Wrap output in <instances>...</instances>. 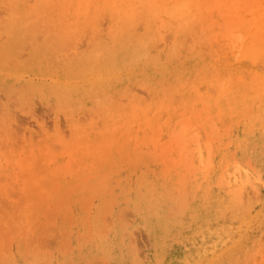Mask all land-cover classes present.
I'll list each match as a JSON object with an SVG mask.
<instances>
[{
    "label": "rangeland",
    "instance_id": "rangeland-1",
    "mask_svg": "<svg viewBox=\"0 0 264 264\" xmlns=\"http://www.w3.org/2000/svg\"><path fill=\"white\" fill-rule=\"evenodd\" d=\"M12 3H13V7L14 8H16V10L17 11H24L25 10V8L26 9H28V10H30L31 8H33L34 6H38V3L40 2V1H42V0H10ZM9 0H8V2H10ZM16 1V2H15ZM29 2V3H27V2ZM201 3H202V13H201V17H200V20H198L199 22H200V25H199V27H198V25H197V29H198V31L196 32L195 31V29L193 28V27H195L196 28V26L194 25V24H197V23H194L193 25V27L191 28L190 26H192V23L193 22H195V20H189V21H186V22H182L181 23V26H179V27H177V28H175L176 30L175 31H173L172 30V32H171V27H174V25L173 26H169L170 28H168V27H161V23H160V21H159V23H158V21H157V19L154 21V24L153 25H155L156 24V27L153 29V26H152V23L153 22H146V20H142V21H144V24H141V26L140 27H135L134 28V34H136V35H143V33H145V30H147L146 31V33H153L155 36H153V37H155V42H154V44H159V46L157 47L156 46V49H157V52H154L156 55H158L159 57H160V59H159V62L158 63H156V64H154V66H150V67H129V68H124V69H122L121 71H119V72H117L116 73V75L114 76L115 78H113L112 79V82L111 83H108V82H105V86L103 87V86H101L102 84H93V82L87 77V76H79V77H74V76H71V75H68V76H65V75H58V73H57V71H55V74L53 73V71L51 70L50 71V69H48V68H46L47 69V71H45L46 69H44L45 67H39V66H37L38 67V69H39V71H38V69H37V67L36 66H34V67H31L30 68V66H28L29 68H26L27 66H25V67H18V66H14V68L12 67L13 65H15L14 64V61L13 60H15V63H17V61H22L23 60V63H27V62H29V60H31L32 59V57H33V55H34V53L33 52H35V50L36 49H39V48H42V47H44V46H46V45H49V46H51V45H54V44H59L60 45V47L62 48V47H64V49L62 48L58 53H57V56L56 57H54L52 60H54L55 59V61L56 60H61L62 58H74L75 57V55H76V57L75 58H83L84 56L86 57L87 56V54H89V53H91L90 52V50L91 49H93L94 50V48L97 46V44L98 43H101L102 41H104V38H106V36L105 35H107L106 34V32H107V29H108V27L107 26H109V17H108V15L107 14H105L106 16H107V18L105 19V20H103V16H104V14H101V15H98V17H101V19L100 18H98L97 17V20H99L100 21V25H101V27L100 26H97V27H86L87 29H86V31H84L85 30V27H81L80 29H79V27H69L70 25H68L69 24V22H73V20H74V17H73V15H72V13H71V11H69V10H67L66 11V13H65V16L63 15V13H62V11H58V9L57 10H45V11H42V13L40 12V13H38V16H37V19L39 20V21H43V20H46V18H51V17H53L54 19H55V22H56V26L55 27H49L48 25H46L47 27H44L45 26V24L43 25V24H41V27H38V31L35 33V32H33V30H30V31H28V32H26L25 34H23L24 36H26L27 37V39L26 40H24V41H26V43L24 42V41H22L21 43L20 42H17V43H15L12 47H14V48H12L11 49V51H12V53L14 52V51H17V52H15V55H14V58H13V56L11 57L13 60L11 61L10 59L8 60V61H11V63L13 64H9V62L8 63H4V65L2 64V66H0V78H2V80L0 81V138L2 139H0L1 141V143H0V177H2V178H0V179H2V180H0V240H1V245L3 246V249H2V246H1V250H0V252L1 253H3V256L2 257H4V255H5V253L6 252H8V253H6V257H5V260H1V258H0V264H3L2 262H5L4 264H7V263H9V264H113L114 262V264H186L187 262V264H193V262H194V264H201L202 262V264H206L207 262V264H244V263H242V262H245L246 260V263L245 264H264V261H260V259H261V257H260V252H259V250L260 251H264V239H261V238H264V234H263V229H264V187H263V185H264V183L263 184H261L262 182H264V175L262 174V173H264V162H263V160H264V151H263V149L264 148H262V147H264V140H263V138L264 137H262L263 135H264V119H263V115H264V96H263V93H261V92H263V90L262 91H251V89H249V87L251 88V85H253V84H255L256 82H258V84L262 81V80H264V75L262 76V78L260 77L262 74H264V70L262 71L260 68H258V66L257 65H260V66H262L263 65V68H264V62H262L261 60H260V62L258 61L259 59H260V57H257V58H259V59H257L256 57H255V60L254 61H251L250 63H252V64H250V63H248L249 62V60H247V59H244L243 61H238L236 58H235V56H234V60H232L231 58H233L232 57V55H233V53L230 51L231 49H229L230 47H228L227 46V51H225V43L227 44V40H226V42L224 41H220V40H224V39H222L223 38V35H225L223 32H224V30H221V27L222 26H220L221 24L223 25V20H225V19H223V20H221L220 19V17H218V15H219V13H220V16H221V14H222V18L224 17L225 18V12H226V9L229 11L228 13H227V18H228V20H225V25H223V27L225 28V27H227L230 23H231V12H232V7L233 6H231V4H229L228 5V3H229V0H224V1H226L227 3H225L226 5H228V7L226 6L225 8H223L224 7V5H222L221 3H219V2H222L223 0H219V2H216L217 0H215V4H213L210 0H199ZM223 1V2H224ZM245 1H247L248 2V0H242L241 2L238 0V4L240 5V7L242 6L241 4H248V3H246ZM252 1V5L254 4L253 3V0H251ZM209 2V3H208ZM222 2V3H223ZM234 3V2H236V0L235 1H233V0H231V2L230 3ZM208 3V4H207ZM211 3V4H210ZM237 3V2H236ZM6 4H9V3H7L6 2V0H0V35L1 36H3L2 38L0 37V44H4L5 42H6V40L5 39H8L7 38V33H6V28H5V26H6V24L8 23V21H9V19H10V15H11V11H10V9H11V7H10V4H9V9L6 7L7 5ZM27 4H29L30 5V7L31 8H29V5H28V7H26L27 6ZM34 4V5H33ZM204 5V6H203ZM207 5L209 6L208 8H207V10H205V8L207 7ZM212 5V6H211ZM252 5H247L248 7H246V8H244L245 9V11H244V9H242L241 10V12H242V14H245V15H247V17H250V15H249V10H250V8H252ZM215 6H219V10H218V12H217V10H215V9H218V7L216 8ZM249 6H250V8H249ZM221 7V8H220ZM244 7V6H243ZM243 7H241V8H243ZM5 8H7V9H5ZM23 8V9H22ZM263 8H264V5H263ZM248 9V11H246ZM7 10H9L8 11V13L7 12H5V11H7ZM231 10V11H230ZM245 12V13H244ZM223 13H225V14H223ZM57 14V15H56ZM202 14H204V15H202ZM217 14V15H216ZM41 15V16H40ZM230 15V16H229ZM202 17L204 18V20H202ZM210 19H209V18ZM68 20H70V21H68ZM35 21H37L36 20V18H35ZM99 21H97L98 22V25H99ZM193 21V22H192ZM197 21V20H196ZM205 21H208L207 23L208 24H206V22ZM218 21H221L220 23L218 22ZM228 21H230V23H228ZM139 22H141V21H139ZM138 22V23H139ZM1 23L4 25H2L1 26ZM65 23H67L66 24V26L67 27H61V26H63ZM158 23V24H157ZM189 23V24H188ZM218 24V26H217V28H216V25ZM140 24V23H139ZM202 24H204V26L202 25ZM212 24V26H210ZM43 25V26H42ZM59 25V27L57 28V26ZM138 25V24H137ZM158 25H159V28H158ZM150 26V27H149ZM207 28H206V27ZM99 27V28H98ZM66 28H68V30L66 29ZM95 28V29H94ZM148 28H150V29H148ZM167 28L169 29V30H167ZM199 28H200V30H199ZM49 29V30H48ZM79 29V30H78ZM97 29H99V30H97ZM152 29L154 30V31H152ZM158 29V30H157ZM161 29H163L164 30V32H161V31H163V30H161ZM246 29V28H245ZM53 30V31H52ZM70 30V31H69ZM76 30V32H73V31H75ZM78 30V31H77ZM95 30H97V33H96V31ZM211 30V34L210 33H208V35H206L207 34V32L208 31H210ZM219 30V33L217 32ZM93 31H95V32H93ZM140 31V32H139ZM187 31V32H186ZM189 31V32H188ZM202 33V31H203V33H205L204 35L203 34H201L200 32ZM213 31V32H212ZM223 33V35H218V34H221V32ZM251 33L252 32H254V30L253 31H251V30H249ZM2 32H4V34H2ZM64 32H66V36H67V38L66 37H64L63 39H59V33H64ZM100 32V33H99ZM139 34H138V33ZM240 32H244V29H242V30H240ZM250 32L248 33V34H250ZM52 33V34H51ZM74 33V34H73ZM159 34V35H157V34ZM76 35L75 36V38L73 37V36H70V35ZM216 34V35H215ZM96 37H98V38H95V36ZM159 36V39H158V37L157 36ZM164 35V36H163ZM172 35V36H171ZM174 35V36H173ZM194 35V36H193ZM206 35V36H205ZM213 35H215V36H213ZM91 36H92V38H91ZM105 36V37H104ZM176 36V37H175ZM181 36V37H180ZM219 38H221L220 40H218V37ZM23 37V36H22ZM101 37V38H100ZM215 37V38H214ZM55 38H56V40L58 41V43L55 41ZM72 38H74V39H72ZM165 38V39H164ZM176 38H178V39H176ZM206 38V39H205ZM214 38V40L213 41H215V42H213L212 41V39ZM52 39H54V41H52ZM71 39V40H70ZM102 39V40H101ZM168 41H167V40ZM227 39V38H226ZM68 40H70V42L72 43L73 41V43L72 44H70V45H72V47H70L69 48V46H68V44H67V42H68ZM90 40V41H89ZM91 40H93V41H91ZM98 40V41H97ZM177 40V41H176ZM186 41V43H184V41ZM193 40V41H192ZM211 40V41H210ZM44 42V44H43V42ZM160 41H162L161 42V44L163 43V45H161V47H160ZM179 41V42H178ZM193 43H192V42ZM206 41H208V42H206ZM61 42H63V43H61ZM90 42V43H89ZM169 42V43H168ZM171 42H173V43H171ZM208 43L209 44V46L210 47H208V46H205V44L206 43ZM94 43H96L95 45H94ZM165 43H166V45H167V47L168 46H170V47H166V45H165ZM205 43V44H204ZM219 43V44H218ZM16 44H18V46H17V50H16ZM89 44H91L92 45V47H91V49H90V47H89ZM198 44V45H197ZM208 44H206V45H208ZM212 44H213V46H212ZM25 45V46H24ZM30 45H32L31 47H30ZM177 45V46H176ZM188 45L190 46V47H188ZM203 45L205 46V47H208L207 49H208V51H206L207 49H204V47H203ZM220 45V46H219ZM223 45H224V49H222L223 48ZM228 45H229V43H228ZM212 46V47H211ZM216 46H217V48H216ZM166 47V48H165ZM180 47H182V49L180 48ZM185 47V48H184ZM188 47V48H187ZM192 47V48H191ZM221 47V48H220ZM69 48V49H68ZM154 48H155V46H154ZM165 48V49H164ZM183 48L186 50V49H188V51L186 50V52L185 51H183ZM214 48V49H213ZM156 49H154V50H156ZM162 49V50H161ZM166 49H167V51H166ZM212 49V50H211ZM63 50V51H62ZM74 52H73V51ZM21 51V52H20ZM62 51V52H61ZM92 51V50H91ZM173 51H175V52H173ZM199 51V52H198ZM217 52L218 53V58H217V56L215 55L214 57L212 56L213 55V52ZM16 53H20V55L19 56H17V54ZM31 53H33V54H31ZM64 53V54H63ZM80 53V54H79ZM164 53H165V55H164ZM205 53H209V55L210 56H208L207 54H205ZM211 53V54H210ZM230 53H231V55H230ZM58 54H60V55H58ZM68 54V55H67ZM69 54H71V55H69ZM163 54V55H162ZM182 54H183V56H182ZM223 54V55H222ZM176 55V56H175ZM202 55H204V56H202ZM171 56H175V58H173V57H171ZM196 56H197V59H196ZM200 56V58H198ZM221 56H224V58H222ZM209 57V58H208ZM15 58H17V59H15ZM21 60H20V59ZM46 58V56L45 57H41V59H40V61L39 62H41L42 60H46L45 59ZM167 58V59H166ZM170 58H173L174 60H172V59H170ZM178 60H177V59ZM213 58V59H212ZM229 58H230V60H229ZM163 59V60H162ZM208 59V61H206ZM222 59V60H221ZM226 59V60H225ZM263 59V58H262ZM162 60V61H161ZM224 60H225V62H224ZM264 60V59H263ZM229 63V64H231V66L233 67V70L235 69V68H237V69H235L236 71H237V73H239L240 72V74H242V77H243V81L242 82H240L239 81V77L237 78V73H235V72H233L232 71V69L230 70V72L229 71H225L224 73H221V74H219V72L216 70V68H215V64L216 65H219V63H221V65H227L226 63L227 62ZM212 64H214V65H212ZM224 62V63H223ZM231 62V63H230ZM257 62H259V63H257ZM204 63V64H203ZM210 63V64H209ZM236 63H239V64H236ZM255 63V64H254ZM257 63V64H256ZM261 63H263V64H261ZM161 64V65H160ZM209 64V65H208ZM240 65V66H239ZM252 65V66H251ZM5 68H4V67ZM8 66H10V67H8ZM50 66H52V65H50ZM213 66V67H212ZM230 66V65H229ZM236 66V67H235ZM238 67H240L241 69H242V67L244 68V70L242 69H240V68H238ZM248 69H246V68ZM250 69H249V68ZM133 68V69H132ZM147 68V69H146ZM215 68V69H214ZM255 68V69H254ZM5 69V70H4ZM29 71H28V70ZM196 69V70H195ZM240 69V70H239ZM252 69V70H251ZM4 70V71H3ZM27 70V71H26ZM127 72V73H125V71ZM137 70H139V71H137ZM184 70V71H183ZM203 70H204V74H203ZM216 70V74H214V75H216V76H214L213 75V79H212V77H210V75L211 74H213L214 73V71ZM255 70V71H254ZM28 72H31V73H29L28 75H26ZM137 72V74H136V72ZM172 71H174V72H172ZM183 71V72H182ZM201 71H202V75H200L201 74ZM209 71V72H208ZM213 71V72H212ZM250 71V73H248ZM256 71H258V73L256 72ZM9 72H11V73H9ZM15 74H14V73ZM18 72V73H17ZM22 72V73H21ZM40 72V73H39ZM50 72H52L51 74H50ZM129 72H131V73H129ZM134 72V73H133ZM176 72H177V74H176ZM181 72V73H180ZM246 72L248 73V75L249 74H251L250 75V77H248L247 75H246ZM4 73V74H3ZM17 73V74H16ZM20 73V74H19ZM123 73H125V75L123 74ZM210 75H209V74ZM253 73H254V75H253ZM256 73V74H255ZM262 73V74H261ZM24 74L27 76H24ZM35 75V76H32V75ZM40 74V75H39ZM42 74V75H41ZM48 74V75H47ZM119 74V75H118ZM176 74V76L174 77V75ZM227 74V75H226ZM235 74V75H234ZM2 75H3V77H2ZM39 75V76H38ZM52 75V78L50 77ZM118 75V76H117ZM132 75V76H131ZM146 75V76H145ZM209 75V76H208ZM221 75V76H220ZM232 76V75H234L233 77L235 78V83H236V85L237 86H239V85H241V86H239V87H241V88H243V89H246L247 87H248V91L250 92V95L252 96V100L251 101H253L254 100V98H256V100H254V101H256L257 102V104L255 105V106H252L251 107V111H249L250 112V114H245V116H244V111L243 112H237V111H239L238 110V108H237V110H234V109H232L229 113L227 112V111H225V109L223 110L224 112H222L220 109V111H219V114H220V116L218 117L219 119L217 120V115H219V114H214V113H217L218 112V107L216 106V105H213V102H212V95H214L215 94V92L213 91L214 90V88H215V85L216 84H212V82L214 81V83L217 81V79H218V77H220L219 78V80L221 79V77L222 76ZM6 76V77H5ZM44 76H46V77H44ZM49 76V77H48ZM121 76V77H120ZM160 76H161V78H162V80H160L161 78H160ZM199 76V77H198ZM236 76V77H235ZM10 77V78H9ZM38 77V78H37ZM40 77V78H39ZM48 77V78H47ZM86 77V78H85ZM165 79H164V78ZM173 77V78H172ZM190 77H192V78H190ZM196 77H198V79H196ZM209 77V78H208ZM15 78H16V80H15ZM21 78V79H20ZM33 78V79H32ZM57 78H60V79H57ZM78 78H80V79H78ZM82 78H83V80H82ZM85 78V79H84ZM134 78V79H133ZM147 78V79H146ZM156 78H158L157 80H160V83H159V81H155L156 80ZM160 78V79H159ZM193 78H195L196 79V81H195V79H194V81H193ZM254 78V79H253ZM43 79H44V81H43ZM54 79V80H53ZM56 79V80H55ZM65 79V80H64ZM67 79V80H66ZM75 81H73V80ZM120 81H119V80ZM136 79V80H135ZM141 79L142 80H144V81H142V83H139L140 84V86H138V82H141ZM187 79H189L190 81H188ZM211 79V80H210ZM238 79V80H237ZM245 79H246V82H247V80H249L250 81V84H249V81H248V84L246 85L244 82H245ZM20 80V81H19ZM34 80H36V81H34ZM39 80H40V82H39ZM42 80V81H41ZM51 80V81H50ZM58 80V81H57ZM61 80V81H60ZM71 80V81H70ZM81 80V81H80ZM86 80H89V81H86ZM127 80V81H126ZM216 80V81H215ZM257 80H259V81H257ZM27 81L29 82V83H27ZM31 81V82H30ZM48 81V82H47ZM55 83V82H57V84L55 83V84H53V82ZM68 81V82H67ZM69 81H70V87H69ZM79 81V82H78ZM83 81H84V83H83ZM92 83H91V82ZM130 81V82H129ZM134 81V82H133ZM153 81H155V82H153ZM167 81H169V83L167 82ZM174 81V82H173ZM20 82H22V83H20ZM44 82V83H43ZM50 82H52V83H50ZM59 82L61 83V84H59ZM72 82H73V84H74V86L77 84L78 85V87H77V89H74V86H72ZM81 82V83H80ZM87 82V83H86ZM143 82H145V83H143ZM187 82V83H186ZM188 82H189V84H188ZM192 82V83H191ZM202 84H201V83ZM255 82V83H254ZM263 82V81H262ZM50 83V84H49ZM68 84V90H66V87H67V84ZM106 83H108L107 85H106ZM168 83V85L166 86V84ZM171 83H173V84H171ZM186 83V84H185ZM197 83H199L198 85H197ZM244 84V86H243V84ZM16 84V85H15ZM26 84L27 85H34V87H32V88H34L35 89V91H34V89H31L30 88V86H29V88L30 89H25L27 86H26ZM45 84V85H44ZM90 84H93V85H90ZM125 84V85H124ZM135 84V86L136 87H134V86H132V85H134ZM161 84V85H160ZM174 85V89H173V87H172V89H170L173 93H171V91H170V93H166L167 92V90H169V87H170V85ZM185 84V85H184ZM187 84H188V87H187ZM190 84H192V85H190ZM203 84H204V86H205V90H204V86H203ZM206 84V85H205ZM210 85L209 86V88H211V89H209L210 90V92L211 91H213L214 92V94H212L211 95V93H209V91L208 92H206L207 90H206V88H207V85ZM213 86H212V85ZM8 85H10L11 87H13V88H15V89H13V88H10V90H8V89H6V91H5V88H7L8 87ZM18 85H22V87H23V85H25L23 88L22 87H20V89H19V91H17V86ZM32 85V86H33ZM38 85L39 86H41V90H40V88L38 87ZM49 85V87H51V88H49L48 89V87L47 86ZM54 85V86H53ZM61 85H62V88H61ZM65 85H66V87H65ZM76 85V86H77ZM79 85H82V86H79ZM84 85V86H83ZM130 85V86H129ZM141 85H143V87H145V88H142L141 87ZM154 85V86H153ZM163 86V89H162V87H160V86ZM176 85V86H175ZM179 85V86H178ZM183 85V86H182ZM76 86H75V88H76ZM100 86H101V88L103 89V90H100L101 88H100ZM109 86V87H108ZM125 86V87H124ZM129 86V87H128ZM150 86H152L151 87V90H150ZM165 86V87H164ZM187 88H186V87ZM191 86H193L192 88H193V90H191L192 88H191ZM82 87H85V88H83L82 89ZM87 87H90L89 88V90H87ZM97 87V89L96 90H94L93 88H96ZM112 87H113V89H112ZM122 87H124V89L122 88ZM126 87H128V89H126ZM140 87V88H139ZM146 87H149V92L148 91H146L147 89H146ZM167 87H168V89H167ZM19 88V87H18ZM22 88V89H21ZM28 88V87H27ZM65 88V89H64ZM130 88L134 91V92H132L133 94L132 95H129V91L127 92V90H130ZM191 88V89H190ZM12 89V90H11ZM25 89V91H22V90H24ZM54 89H55V92H54ZM58 89H63V90H65L66 92H67V96L66 97H61L59 94H57L56 93V90H58ZM72 89V91H70ZM85 89V91L87 90V93L86 92H84V96H83V90ZM113 91H112V90ZM154 89H155V91H156V93H155V91H154ZM167 89V90H166ZM15 90V91H14ZM20 90L22 91V92H24V94H26V96L24 95L23 96V94H22V99L23 100H21V97H19L21 94H20ZM37 90H38V92H37ZM46 90H48V91H46ZM74 90V91H73ZM95 91V93L94 92H92V93H94V94H91V92L90 91ZM122 90H124L123 91V93H124V95H123V93H122ZM145 90V91H144ZM200 92H199V91ZM17 91V92H16ZM41 91V92H40ZM68 91H69V93H68ZM100 91V93H97V92H99ZM103 91V92H102ZM135 91H136V93H135ZM154 91V92H153ZM178 91H179V93H181L180 95L179 94H176V92L178 93ZM196 91V92H195ZM9 92V93H8ZM18 92H19V94H18ZM36 92V93H35ZM48 92L50 93H52V94H49L48 95ZM74 92V93H73ZM110 92H111V94H110ZM120 92H121V95H120ZM125 92H127V93H125ZM153 92V93H152ZM164 92V93H163ZM204 92H206V94L208 93V96H209V94H210V96H209V98H207V100H204L203 102H201V104L199 105V103H200V101H201V99H205L204 98V95L205 94H203ZM257 92V93H256ZM16 93V94H15ZM32 93V94H31ZM40 93L43 95H41L40 96ZM56 93V94H55ZM107 93V94H106ZM117 93V94H116ZM136 94V96H134L135 94ZM175 93V94H174ZM194 93H196L195 95H197V96H199V97H201V99H200V101L199 100H197V99H199V98H197L196 96L193 98V95H194ZM256 93V95L258 94L259 96H260V99L257 101V99L259 98V96H256V95H253V94H255ZM37 94V96L39 97L40 96V99L37 97V96H35ZM85 94H87V95H85ZM118 94L121 96H119V98H118ZM129 95V96H132V97H130V98H128L127 97V95ZM139 94V95H138ZM151 94V95H150ZM166 95V94H168V96L169 97H167V95H166V97L165 96H163L164 98H163V100H164V102L162 103V105L160 104V106H161V108H159V110H158V107L157 106H159V103L157 102V101H159L160 99L162 100V95ZM188 95V96H186V95ZM201 94V95H200ZM18 95V96H17ZM27 95H30L29 97H27ZM31 95H32V97H31ZM34 95V96H33ZM53 95V96H52ZM57 95V96H56ZM60 96V98H58L59 96ZM90 95H94V97H95V95H96V97L98 98V101H99V99L102 97V95H104V97L106 98V99H104V97L102 98V99H100V101L98 102V105H96V104H93V102L96 100H94V99H92V97L93 96H90ZM98 95V96H97ZM110 95V96H109ZM113 95V96H112ZM126 95V96H125ZM179 95V96H178ZM181 95H183V96H181ZM189 95H192V97H190L191 99L193 98V99H196L195 101L193 100H191L192 102V108H190V111L192 112V109L194 110V113H195V111L196 110H198V109H200L201 110V108L203 109V110H201V111H199V112H197L198 113V116H195V114H194V116H193V112H192V115L191 116H193V118L190 116V113L191 112H187V110L185 109V107L187 106V104H188V102L190 101V99H189ZM81 96V97H80ZM87 96H90V98L89 97H87ZM110 97L112 100L114 99V101H111V99L110 98H108V97ZM114 96H116V97H114ZM123 96H125V97H123ZM139 96V97H138ZM154 96L156 97V98H154ZM184 96H186V97H184ZM216 96H217V94H216ZM215 96V97H216ZM256 96V97H255ZM262 96V97H261ZM31 97V98H30ZM44 97V98H43ZM46 97H47V99H46ZM49 97V98H48ZM55 97H56V99H55ZM72 99H71V98ZM76 97V100H78V103H77V101L75 100V102H74V104H70V103H73V101H74V98ZM79 97V98H78ZM95 97V98H96ZM136 97V100H138L137 98H139V100L138 101H136L135 102V104H138V107L137 108H139L138 110L136 109V107L135 106H137V105H135L134 107H135V112H134V108H132L133 107V105L131 104L132 102H134L135 101V98ZM140 97H143L142 98V100H140ZM159 97H161V98H159ZM173 98V100H172V98ZM177 97H181L180 98V100L179 101H177ZM254 97V98H253ZM20 98V99H19ZM26 98V99H25ZM30 98V100H28ZM54 98V99H53ZM85 98H87V99H85ZM108 98V99H107ZM116 98V99H115ZM127 98V99H126ZM177 98V99H176ZM185 98V99H184ZM60 100L61 101V99H63L62 100V102H60V103H58V105H57V103H54L55 101L56 102H59L58 100ZM69 99H71V100H69ZM85 99V100H84ZM109 99H110V101H109ZM119 99V102L117 103L118 104V107H117V104H116V100H118ZM132 99H134V101H131ZM147 99V100H146ZM155 99V102H157V104L156 103H154V100ZM158 99V100H157ZM169 99V100H168ZM27 100V101H26ZM80 100V101H79ZM101 100H102V103H101ZM106 100H108L109 101V103H107L108 104V106H106V105H103V103L105 104V101ZM131 101V105L129 104V102ZM146 100L147 101V104L148 105H146V108H145V106H144V108L142 107L143 106V103L144 104H146V101L144 102V101ZM157 100V101H156ZM168 101V105H165V101ZM172 100V103L171 102H169V101H171ZM174 100H175V102L177 103H175L174 102ZM70 101V102H69ZM104 101V102H103ZM143 102V103H140V102ZM151 103H150V102ZM263 101V102H262ZM66 102H68V103H66ZM81 102V103H80ZM120 102H121V104H122V107L123 106H125L127 103H128V105H130L131 107H129V106H127L126 105V107H124V109H122V107H121V105H120ZM184 102V104L183 105H180L179 106V104H182ZM187 102V103H186ZM54 103V104H53ZM64 103H66L65 105L68 107H66L65 105H64V108L67 110L66 112L64 111V109H63V104ZM95 103V102H94ZM99 103H101L100 105H102L101 107L102 108H100L99 106ZM111 103V104H110ZM114 103V104H113ZM169 103H171L170 105H169ZM174 103L176 104V105H178V106H172V104L174 105ZM185 103H186V106H185ZM208 103V104H207ZM258 103L260 104V107H262L261 109L263 110V112H262V110H260V108L258 107ZM53 104V105H52ZM68 104H70L71 105V107H70V105H68ZM75 104H83L82 106H84L85 107V109L84 108H79L80 110H78L77 108V106L75 105ZM89 104V105H88ZM96 105V107L99 109V110H97L96 109V107L94 108V107H91V105ZM116 104V105H115ZM134 104V103H133ZM141 104V105H140ZM156 104V105H155ZM190 104V103H189ZM188 104V107H190V105ZM212 104V105H211ZM55 105V106H54ZM75 106V107H73V106ZM88 105V106H87ZM112 105H115V106H112ZM150 105H151V107H153V106H156L157 107V110L158 111H160V109H162L163 111L161 112V115H159V117H158V120H157V122H156V119H153V113L154 112H152V111H155V108L153 107V108H151L150 107ZM165 105V106H164ZM203 105H205V106H203ZM206 105L208 106V107H206ZM54 106V107H53ZM111 106H112V108H111ZM203 106V107H202ZM213 106V107H212ZM59 109H58V108ZM62 107V108H61ZM79 107H80V105H79ZM88 107V108H87ZM104 107H107L106 108V110H104V111H102L103 110V108ZM108 107H109V109H108ZM129 107V108H128ZM178 107V108H177ZM217 107V108H216ZM254 107H258L257 109L255 108L254 109ZM2 108V109H1ZM54 108V109H53ZM74 108H76V109H74ZM92 108V109H91ZM120 108V109H119ZM128 108V110H126ZM141 108H142V110H141ZM164 108H167V110L170 112V113H175V115L174 114H171V115H168V111L165 109L164 110ZM169 108H171L170 110H169ZM172 108H173V111H172ZM184 109V111H183V109ZM194 108H196V109H194ZM3 109H4V112H3ZM70 109H71V113H70ZM81 109H83V111L81 110ZM91 109V110H90ZM101 109V110H100ZM105 109V108H104ZM113 109V110H112ZM114 109L116 110V113H115V111H114ZM143 109H145L144 111H146V112H143V113H145V115H146V113H147V116L146 117H142L143 116V114H140V112H142L143 111ZM148 109V110H147ZM60 112H59V111ZM77 110V112H75V111ZM93 110L97 113L98 111H101V112H98L97 114L96 113H94L93 112ZM97 110V111H96ZM107 110H109L108 111V113L109 112H111L112 114H105V113H107ZM112 110V111H111ZM119 110H120V112H119ZM125 110V111H124ZM156 110V112H158ZM189 110V109H188ZM207 110H211V111H209V112H207ZM256 112H255V111ZM68 111H69V113H68ZM91 111V112H90ZM114 111V112H113ZM122 111V112H121ZM175 111V112H174ZM178 111L179 112H181V113H178ZM233 111H235V112H233ZM92 112H93V114H92ZM104 112V113H103ZM128 112V113H127ZM137 112V114H135L134 115V117L135 118H138V119H134L133 117H132V119L130 118L131 117V115H128V114H132V116H133V113H136ZM151 112V113H150ZM164 112V113H163ZM183 112V113H182ZM227 112V113H226ZM232 112H233V115H232ZM261 112V113H260ZM7 113V114H6ZM67 113H68V115H67ZM101 113H103V114H101ZM119 113H121V114H119ZM122 113L124 114V116L122 115ZM163 113V114H162ZM169 113V114H170ZM178 113V114H177ZM188 113H189V115H188ZM208 113H210V115L212 116V117H210V115H208ZM235 113V114H234ZM243 113V114H242ZM73 116H71V115ZM75 114H76V116H75ZM98 114H101L102 115V118L103 119H105V120H103L100 116L101 115H98ZM105 114V115H104ZM117 114H118V116H117ZM126 114V115H125ZM140 114V115H139ZM152 114V115H151ZM213 114V115H212ZM236 114H238V115H240L239 116V120H236V119H238V117H236V116H238V115H236ZM255 114L257 115V116H255ZM95 115H98L99 117V119L97 118L96 119V116ZM144 115V116H145ZM179 115H180V117H179ZM182 115L184 116V115H187V116H190V117H188V120L184 123V121H185V118L184 117H186V116H184L183 117V119L181 118L182 117ZM197 115V114H196ZM209 116V117H204V116ZM252 115H253V117H252ZM258 115H260V116H258ZM67 116V117H66ZM70 116V117H69ZM104 116L106 117V118H104ZM112 116V117H111ZM122 116V117H121ZM125 116H128L127 118L129 119V121H128V119H126V117ZM137 116V117H136ZM152 116V119L150 118ZM173 116V117H172ZM201 116H203L205 119H204V121H203V117H201ZM214 116H215V127H217V128H219L218 130H217V134H218V136H217V134H216V132L215 131H213V129L214 128H212L211 130H212V132L214 133L215 132V136H214V134L212 133V135L210 134V131H209V134H210V136L211 137H213L214 139L215 138H217V137H219V133H220V135H221V128L223 129V125H222V123L223 124H227L228 123V121L230 122V124H229V126L231 125V128L230 127H227V125H224V128H226V129H228V131H227V133H226V129H225V132L224 133H222V137L220 136L219 138H217V140H218V142L216 143V141L217 140H213L212 142H211V140H209L210 141V147L212 148V149H210V151H212L213 152V155H210V153H207V155H208V157L209 158H207V161H208V163L210 162L209 160H211V158H213V160L210 162V164L211 165H209L208 167H207V165L208 164H206V162H204L205 163V167L204 168H207V169H204V168H201V170H200V167H199V171L201 172V171H203L202 169H204V171L205 170H208V171H203V172H201V174L198 172V170H195L194 171V169L191 171L192 172V174H191V172H190V168L191 167H193V165H194V162H193V160H192V162L191 163H193V165L192 166H189V168H188V166H186L185 165V163H183V161H181V163L183 164V167H182V165H181V163H179L178 165H173V164H171L170 162H169V157L170 156H168V155H170V152L169 153H166V152H164V151H167L168 152V150H169V146H170V144H168V146H166V150H164L163 149V151H161L163 154L165 153L166 155H164L165 157H163L164 159H162V162H160V159H159V157L157 156V155H159V154H157V153H159V149H158V147L160 148L161 146H164L166 143H168V141L170 140V139H172V137L169 139L168 138V135L170 136V131L172 130L171 128L172 127H174L173 129L174 130H176V128H177V126H180L181 124L180 123H184V126H186V124H187V130H189V128L190 129H192V130H190L189 132L191 133V134H193V132L194 131H196V132H198L199 133V135H197V136H199V138H200V142H204L205 141V139L206 138H204L203 136H201V135H203L204 133H202L201 131H202V129L204 128L205 129V131H207V132H205V133H208V128L209 127H207L208 126V124H209V122H210V124H211V122H212V124L214 123L213 121H214ZM233 116V117H232ZM116 117V118H115ZM118 117V118H117ZM140 117V118H139ZM148 117V120L146 119ZM164 120V121H166V125H165V128H164V130L162 131V130H160V126H159V124L158 123H163L162 122V119ZM170 117V118H169ZM176 117H179V120H177V122H175L176 120ZM195 117V118H194ZM250 117H252V118H250ZM257 117H260L261 118V120L260 119H256ZM9 118V119H8ZM144 118L147 120V121H145L144 120ZM165 118V119H164ZM171 118H173V119H171ZM183 120H181V119ZM193 120V122H192V120ZM247 118H249L248 120H247ZM65 119H66V122H65ZM119 120V126L120 127H118V125H117V122H118V120ZM121 119V120H120ZM122 119H126V121L125 120H122ZM139 119H143L142 121H144V122H142V121H140ZM149 119H150V121H151V124H149L150 123V121H149ZM187 119V118H186ZM194 119L195 120H197V121H194ZM230 119H231V121H230ZM70 120V121H69ZM71 120H73V121H75V122H71ZM76 120H77V122H76ZM79 120V121H78ZM100 120V121H99ZM139 121V122H137V121ZM154 120V121H153ZM175 120V121H174ZM180 120H181V122H180ZM190 120V121H189ZM207 120H209L208 122H207ZM211 120H213V121H211ZM234 120V121H233ZM242 120H245L244 121V123H243V121ZM247 120V121H246ZM68 121V122H67ZM94 121H95V123H94ZM123 121V122H122ZM131 121H136L137 123V126H135L136 124H134L133 122L131 123ZM159 121V122H158ZM173 121L175 122V123H173ZM202 121V122H201ZM221 121V123H219ZM248 121H250V122H248ZM92 122V123H91ZM102 122H103V126L101 125L102 124ZM112 122H113V124H112ZM120 122H122V124L120 125ZM125 122V123H124ZM129 123L130 125H129V127L130 126H132L131 128H128V126H127V123ZM141 122V123H140ZM204 122H206V123H208L207 124V126H206V123H204ZM235 123V124H237L236 126L233 124V123ZM241 122H242V124H241ZM67 123V124H66ZM69 123H77V125H79L78 123H80L82 126H83V129H82V126L80 125L79 126V128L75 125V124H73L74 126H72V124H69ZM107 123H108V125L110 124V125H113L112 126V129H111V131L112 130H116L117 128H119V129H117L115 132L114 131H112V133H111V131H110V129L108 128L107 129V127H109L108 125H107ZM145 123V124H144ZM146 123L148 124V126H146ZM157 124V126H159L158 128V131L160 132L161 131V133L159 134V132H158V137H156V132L154 131V133H153V131H151V129L152 128H155V126H156V124ZM160 123V124H161ZM168 123H170V127L171 128H169V124ZM174 125H173V124ZM178 123V124H177ZM190 123V125L188 126V124ZM247 123V125L248 124H252L253 125V127L251 128V127H249V126H251V125H246V129H245V124ZM259 123L261 124V125H259ZM263 123V124H262ZM96 124V125H95ZM104 124H106V126L107 127H105L104 126ZM117 125V127L114 129L113 127L115 126V125ZM124 124H125V126H127L126 128H128L126 131L128 132V133H126V131H125V126H124ZM152 124H155L154 125V127H151L152 126ZM164 124V123H163ZM180 124V125H179ZM191 124H195L194 125V127H192L193 125H191ZM198 124V125H197ZM258 124V125H257ZM88 125H90V126H88ZM123 125V126H122ZM140 125H142V128H143V126H144V128L146 127L147 128V130L146 129H144L143 128V130H144V132H146L144 135H142L143 136V138H141V140L142 141H144L142 144H141V140H140V138L139 137H141V133H144V132H141V131H143L140 127ZM151 125V126H150ZM203 125V126H202ZM222 125V126H221ZM242 125H243V128H241L242 127ZM255 125H256V128H255ZM95 126V127H94ZM138 126H140L139 127V129H137V127ZM149 126L151 127V128H149ZM156 126V127H157ZM257 126H259V127H257ZM75 127V128H74ZM90 127V128H89ZM111 127V126H110ZM176 127V128H175ZM192 127V128H191ZM200 127H203V128H200ZM211 127V126H210ZM234 127V128H233ZM248 127L251 129H248ZM76 128H78V132H77V130H76ZM81 128V129H80ZM85 128V129H84ZM125 128V129H124ZM135 128H136V130H135ZM167 128H168V130H167ZM196 128V129H195ZM69 129H71L72 131H73V133H72V131L71 130H69ZM75 129V130H74ZM91 131H90V130ZM122 129V130H121ZM123 129H124V132H123ZM149 129H150V132H149ZM200 129H201V131H200ZM216 129V128H215ZM214 129V130H215ZM243 129H244V131H246L247 133H245L244 131H243ZM87 130V131H86ZM89 130V131H88ZM92 130H94V131H92ZM119 130V131H118ZM154 130H157V129H154ZM168 132H167V131ZM198 130V131H197ZM210 130V129H209ZM220 130V131H219ZM261 130L263 131V132H261ZM60 131V134L61 135H59V132ZM80 131V132H79ZM104 131H105V133H109L108 135L107 134H105L104 133ZM110 131V132H109ZM118 131V132H117ZM135 131H136V133H137V135L139 136H137V138H136V135H134V133H135ZM173 131V130H172ZM204 131V130H203ZM251 131V132H250ZM81 132H83V136H85V137H83V136H81V135H79V134H81ZM99 132V133H98ZM120 132V133H119ZM123 132V133H122ZM151 132H152V138H151ZM165 132V133H164ZM253 132V133H252ZM71 133V134H70ZM77 133H79V134H77ZM89 133V134H88ZM119 133V134H118ZM122 133V134H121ZM126 133V135H127V139L125 138L126 137V135H124ZM166 133H168V134H166ZM174 133H176V132H173V135H174ZM178 133V132H177ZM195 133V132H194ZM202 133V134H201ZM236 133V135H234ZM244 133V134H243ZM252 133V134H251ZM260 133H262L261 134V136H259L260 135ZM53 134H55V135H53ZM73 134V136H75V137H73V138H71L70 136ZM87 134V135H86ZM92 134V135H91ZM106 135V138H104V139H102V137H103V135ZM117 136H116V135ZM129 134V135H128ZM149 134V135H148ZM153 134H155V135H153ZM163 134H165V137H164V135ZM208 134V135H209ZM226 136H225V135ZM2 135V136H1ZM77 135H79V136H77ZM97 135V136H96ZM105 135H104V137H105ZM109 135H111V137H114V136H116V137H114V138H111ZM121 138H123V139H121L120 140V137ZM163 135V136H162ZM194 136H195V134H193ZM204 135H206V134H204ZM243 135V136H242ZM252 135V136H251ZM63 136V137H62ZM95 136V137H94ZM124 136V137H123ZM136 138H134V137ZM150 136V137H149ZM229 136H230V138H231V140L232 141H234V142H232L231 140H230V138H229ZM71 138V143L75 140V142L77 143H75V142H73V145L72 144H70V142H69V139ZM78 137H79V139H78ZM92 137H94L97 141H99L97 144H99L96 148H93V147H95L97 144H93L94 143V141H96V140H94V138H92ZM111 138V140H109V141H107L109 138ZM119 137V138H118ZM147 137V138H146ZM203 137V138H202ZM207 137V136H206ZM210 137V138H211ZM240 137H242V138H240ZM244 137H246L245 139L247 140L246 142L244 141ZM69 138V139H68ZM108 138V139H107ZM116 138H118L117 140H116ZM130 138H131V140H130ZM135 139L134 141H133V139ZM154 138H157V142L155 143L154 141H153V145L154 146H156L155 148H152V143H151V139H154ZM202 138V139H201ZM207 138H209V136L207 137ZM209 138V139H210ZM224 138H225V140H224ZM259 138V139H258ZM261 138V139H260ZM51 139V140H50ZM63 139H66L67 141L65 142V140H63ZM81 139H83V143H85L86 144V146H84L83 144H82V142H81ZM92 139H93V143L91 142L92 141ZM146 139V140H145ZM148 139V140H147ZM162 139H163V143H161L162 142ZM167 139H169V140H167ZM204 139V140H203ZM221 139H222V141H223V144H222V142H219V140L221 141ZM227 139H229V140H227ZM50 140V141H49ZM77 140H80V142L78 143L77 142ZM87 140H88V142L90 141L92 144L90 145V142H89V144H88V142H87ZM113 140L115 141V142H113ZM123 140V141H122ZM124 140H126V144H129V147L128 146H125V144H123L124 143ZM136 140H138L137 141V144H138V147H137V144H136V146L135 145H133V142H135L136 143ZM160 140H161V142H160ZM206 140H208V139H206ZM236 140H238V141H236ZM249 140V141H248ZM48 141L49 142H53V143H50V144H52V145H50L49 143H48ZM102 141V142H101ZM106 142L105 143V146H107L110 150H111V152H110V150L107 148V147H104V145L102 144L103 142ZM110 141H112V143L113 144H111V142ZM120 141H122V142H120ZM131 141V142H130ZM133 141V142H132ZM147 141H150V144H148L149 142H147ZM164 141L166 142V143H164ZM225 141V142H224ZM230 142V143H228V142ZM262 141V142H261ZM62 142V143H61ZM87 142V143H86ZM108 142H110V143H108ZM128 142H130V143H128ZM159 142V144H160V146H158L159 144H157ZM208 142V141H207ZM239 142V144H238V147H236L237 146V143ZM45 143V145L47 146V150H45L44 148H45V146H43V144ZM66 143H68V144H66ZM115 143V144H114ZM120 143H122V146H121V144ZM148 145H147V144ZM174 142H172L171 141V144H173ZM201 143V145H203ZM228 143V144H227ZM248 143V144H247ZM255 143V146H252V144H254ZM261 143V144H260ZM30 144V145H29ZM53 144H54V146L55 145H58V146H62L63 148H67V150H68V152L69 151H71L70 152V154H72L73 155V157L69 154V153H66V151H62L61 149H63V148H61L60 149V147H52L53 146ZM79 144H81L82 146H81V148H79L80 147V145ZM102 144V145H101ZM107 144V145H106ZM111 144V145H110ZM207 144V143H206ZM205 144V145H206ZM213 144H217V145H215V147H214V145ZM227 144V145H226ZM236 144V145H235ZM245 144V145H244ZM247 144V145H246ZM249 144H250V146H249ZM258 144H260V146L258 145ZM29 145V146H28ZM33 145V146H32ZM71 147H70V146ZM77 145H79V147H77ZM109 145V146H108ZM121 146V150H120V153H122V155H120L117 151H115L114 149L116 148V146ZM139 145H141V147L139 146ZM167 145V144H166ZM213 145V146H212ZM221 146L222 148H228V149H226L227 151H225V149H223L222 151H221V147H219L218 148V146ZM52 148H55V149H52ZM90 146H93L92 148H93V150H92V154L95 152V154L94 155H92L91 154V152L89 153V152H86V153H83L84 152V150L85 151H87L88 149H91L90 148ZM125 146V149H127V151H125V150H123L124 148H122V147H124ZM135 148H134V147ZM144 146H145V148H144ZM150 146V147H149ZM172 147H174L173 145H171ZM170 146V147H171ZM242 146V147H241ZM262 146V147H261ZM33 147V149H31ZM44 147V148H43ZM76 147V148H75ZM101 147H103V149L105 150L106 148L108 149H106L107 150V152L106 151H104V152H106L107 154V158H102L103 156H105L106 157V155H104L105 153H102V151H103V149H101V150H98L99 148H101ZM113 147V148H112ZM171 147V148H172ZM214 147V148H213ZM218 148L219 150H217V149H215V148ZM233 147V148H232ZM249 147V148H248ZM261 147V148H260ZM20 148V149H19ZM27 148H28V150L30 151V149H31V151H30V153H29V151H27ZM68 148H70L71 150H69ZM119 149H120V147H118ZM141 148V149H140ZM142 148H143V150H142ZM205 150H204V149ZM239 148V149H238ZM242 148H244L245 150V152L244 151H242L243 149ZM254 148V151L253 150H251V151H249L250 149H253ZM19 149V150H18ZM43 149V150H42ZM75 151V153H74V151ZM141 151H140V150ZM147 150V152H146V150ZM150 149V151H148ZM154 149H155V152H154ZM203 151H204V154H205V158H206V148L205 147H203L202 146V148H201ZM230 149V150H229ZM242 149V150H241ZM45 150V153L43 152ZM54 150V151H53ZM64 150H66V149H64ZM129 150V151H128ZM133 150V151H132ZM137 150H138V152H140L139 154H141L142 153V151H143V153L144 152H146V153H148V152H151V154H141V155H139V154H137V155H139V156H137V155H134V153L133 152H137ZM160 150H162L161 148H160ZM235 150V151H234ZM247 150V151H246ZM257 150H258V152H259V154H258V152H257ZM56 151V152H55ZM60 153H59V152ZM81 151V152H80ZM89 151V150H88ZM100 151H101V156H100ZM108 151L110 152L109 154H108ZM153 151V152H152ZM221 151V152H220ZM242 151V152H241ZM254 153H253V152ZM261 151H263V152H261ZM44 153L46 156H49L48 157V159H46L47 157H45L44 156V154L42 155V157L44 158L43 160H42V158H41V161H42V163L40 162V164L38 165L37 163L39 162H37V160L35 161V159H36V157L39 155V154H41V153ZM58 152V153H57ZM81 153V155L83 156V158H80V157H82V156H80V153ZM125 152H128V156L129 155H132L133 154V156H131L130 157V159L127 157V155H125L124 153ZM157 152V153H156ZM216 152V153H215ZM218 152V153H217ZM242 154H241V153ZM249 152H251L252 154H254V155H250L251 153H249ZM257 152V153H256ZM24 153H26L27 154V156H26V154L24 155ZM29 153V154H28ZM57 153V154H56ZM77 153V154H76ZM152 153H153V155L155 156L154 157V159H152L151 157H153V155H152ZM161 153V154H162ZM223 153H225V154H223ZM230 153H232L233 154V156L234 157H232L233 159H231V158H229V157H231V155H230ZM240 153V154H239ZM243 153H245V154H243ZM20 154V155H19ZM63 154V155H62ZM66 154V155H65ZM86 154V155H85ZM98 154V155H97ZM123 154L125 155V156H123ZM127 154V153H126ZM156 154V155H155ZM159 155L160 156V158H161V156L162 155ZM212 154V153H211ZM220 154V155H219ZM257 154V155H256ZM22 155V156H21ZM70 155V156H69ZM115 155V156H114ZM118 155V156H117ZM120 155V156H119ZM151 155V156H150ZM219 155V156H218ZM227 155H229L228 156V158H227ZM241 155V156H240ZM15 158V156L16 157H18V159L16 158V159H14L13 157ZM28 156H31L30 158H31V160L33 161H29L30 160V158H28ZM32 156H34V157H32ZM61 156H62V158H61ZM67 156H69V157H71V160L73 161V162H75V158L77 159V161L79 160V158L81 159V160H79V162H81L79 165L75 162V163H73V162H69V163H67L68 161H67V159H68V157ZM89 156H90V158H89ZM111 156V157H110ZM140 156L142 157L141 158V160L139 159L140 158ZM213 156V157H212ZM225 156V157H224ZM238 156V157H237ZM245 157L246 159H244L243 157ZM249 156V158H247ZM252 156H254V157H252ZM256 156H257V158L259 157V159L257 160V163H256ZM39 157H40V155H39ZM51 157H53L52 159H51ZM108 157H109V159H108ZM117 157H119L120 159H117ZM138 157V158H137ZM166 157H168V158H166ZM241 157V158H240ZM251 157V158H250ZM28 158V159H27ZM73 158V159H72ZM92 158V160H90ZM114 158H116L115 160H114ZM127 158L129 159V161H131L132 159H134V163L135 162H137V163H135V165L133 164V166H134V168L136 167V164L140 167H136L135 169H134V172L132 171V168L130 169V167L131 166H129V163H127V162H129L128 160H127ZM139 159V161L141 162L140 163V165H139V162L136 160L135 161V159ZM216 158V159H215ZM243 158V160L242 161H240L241 159ZM255 158V159H254ZM25 160V159H27V161H26V164L25 163H23L22 162V160ZM60 159H61V161H60ZM70 159V158H69ZM89 159V160H88ZM96 159V160H95ZM103 159V160H102ZM209 159V160H208ZM228 159H230V161H228ZM247 159H250L249 161L250 162H248V164H251V168H249V166L245 163V162H247ZM108 160V161H107ZM114 160V161H113ZM158 160V161H157ZM166 160V161H165ZM167 160H168V162H167ZM217 160H219V161H217ZM221 160V161H220ZM228 162H227V161ZM246 160V161H245ZM254 160H255V162H254ZM260 160V161H259ZM34 161H35V163H34ZM99 161V162H101L100 163V167H97V166H91L90 164H91V162L92 163H97V162ZM112 161V162H111ZM159 162V163H157V162ZM188 162L190 161V160H187ZM205 161H206V159H205ZM224 161V162H223ZM233 161V162H232ZM234 161H235V163H234ZM239 161V162H238ZM245 161V162H244ZM16 162V163H15ZM25 162V161H24ZM31 162V163H30ZM57 162V163H56ZM59 162H60V164H61V166H64V167H66L67 165H68V167H69V165H70V169L72 168V170L71 171H73V169H76L75 167H76V165L78 166V167H80V168H78V170H75V171H73V172H71L72 174H69V175H72V176H69L67 173H69L70 171H66V169H69V168H67L66 167V169H65V171H64V169L62 170V168H61V166H59L60 164H59ZM65 162V163H64ZM87 162H90V163H87ZM113 162H114V164H116V166L113 164ZM165 163L164 164V169H163V164L162 163ZM227 162V163H226ZM237 162V163H236ZM243 162V163H242ZM259 162V163H258ZM18 163V164H17ZM22 163V164H21ZM33 163V164H32ZM56 164V165H54V164ZM64 163V164H63ZM86 163L88 164V166L86 165ZM132 163V161L130 162V164ZM151 163V165H149ZM153 163V164H152ZM154 163H156V164H154ZM212 163H214V164H212ZM226 163V165H228L227 167H229V164H230V166L232 165V163H234V164H236V165H239V166H242L244 163L246 164V166H245V164H244V166H245V169L250 173V174H252L253 173V175H251V178L253 177H255L254 179H257L258 180V177H259V181H257V180H254V182L252 181V183H254V185H253V188L254 187H256L257 188V193L255 192V193H253V189L251 190L250 189V187L252 186H246V192H248V200H246L247 202H250V205H249V203H248V205H244L245 206V208H244V206H242L243 207V209H242V207L241 206H239V207H237L238 209H240V210H238V211H241V212H239V213H237L238 211L237 210H235L234 211V207H236L235 205L234 206H232V202L231 201H229V196L228 195H225V194H227V193H225L226 191L225 190H223L224 189V187H223V185L222 186H220L221 184L218 182V179H216L217 177H219V175L221 174L220 172H224V170H225V168H224V164ZM263 164V166H262V164ZM31 164L33 165V166H31ZM57 164H59L58 165V167H59V170H58V167H57ZM73 164H76L75 165V167H73L74 165ZM97 164H99V163H97ZM104 164V165H103ZM186 164H187V162H186ZM233 164V165H234ZM254 164V165H253ZM3 165V166H2ZM22 165H24V167H22ZM26 165H28V166H26ZM37 165H38V167H37ZM40 165L41 166H43V168H44V172L46 173H44L43 172V168L42 167H40ZM82 165L84 166L85 165V167H86V169L89 167V165L91 166V167H93V170L91 171V167H90V169L88 168V171H85V168L84 167H82ZM96 165V164H95ZM101 165H103L104 167H105V170L103 169L102 170V168H101ZM109 165H110V167H109ZM114 165V166H113ZM132 165V164H131ZM143 165H145V167L143 166ZM155 165H157V167L155 166ZM165 165H166V167H167V165H168V167H169V165L171 166V167H169V168H165ZM173 165V166H172ZM190 165V164H189ZM200 165V164H199ZM253 165V166H252ZM37 167V169H36V167ZM48 166V167H47ZM50 166V167H49ZM53 168H52V167ZM72 166V167H71ZM112 166V167H111ZM147 166H148V168H149V170H148V172H146L147 171ZM161 166V167H160ZM200 166H202V165H200ZM244 166H242V167H244ZM247 166H248V168H247ZM20 167V168H19ZM26 167V168H25ZM40 167V169H42V172H41V174L38 172V174L37 175H39V178H38V176H37V178H38V180L36 181L35 179V177L36 176H33L34 174L36 175V172L37 171H41L40 169H38ZM103 167V168H104ZM153 167H154V169H153ZM178 167H179V170H177L178 171V174H176V172H175V169H178ZM183 168V170H182V168ZM213 169H212V168ZM216 167H217V169H216ZM22 168H24V169H22ZM83 168V169H82ZM97 169V171L95 170V169ZM108 168H111V170H108L110 173L108 174V172H106L107 173V176L109 177L110 175L112 176H110V180L108 179V177H107V179L105 178V182H103L104 180L102 179V177L103 176H105L104 174H103V172L104 171H106ZM139 168V170L141 171H139V170H137ZM156 168V169H155ZM170 168H172V169H170ZM174 168V169H173ZM188 169L189 170V172H190V174L188 175V173H186V171L184 170V169ZM253 168H254V170H253ZM259 170H258V169ZM15 169V170H14ZM33 169L35 170V172H33ZM53 169V173H51V171H49L48 172V170H52ZM55 169V170H54ZM117 170V172H115V173H113V170L114 171H116ZM121 169H123V170H121ZM129 169L131 170V173H130V171H129ZM153 169V170H152ZM159 169V170H158ZM162 169V170H161ZM167 169H170L169 171H167V173H165V175L164 174H162L161 172H163L164 170H167ZM192 169V168H191ZM223 169V170H222ZM227 169V168H226ZM256 169V170H255ZM25 170H28V171H25ZM61 170V171H60ZM79 170H81L82 172L81 173H79ZM102 170V171H101ZM126 170H128V172H126ZM143 170V171H142ZM146 170V171H145ZM158 172H157V171ZM171 170H172V173H174L175 172V174H176V176H174V174H172L171 173ZM181 170L183 171V172H181ZM209 170H211L212 171V173H214V174H211V173H209V172H211V171H209ZM222 170V171H221ZM252 170H253V172H252ZM55 171H56V174H55ZM60 171V172H59ZM66 173V175L64 174V172ZM100 171V172H99ZM137 172V174H136V172ZM139 171V172H138ZM151 171V172H150ZM153 171V172H152ZM159 171H161V172H159ZM218 171V172H217ZM258 171V173H259V176L256 174V172ZM262 171V172H261ZM57 172H59V174L57 173ZM86 173V174H84V173ZM120 172V173H119ZM122 172H123V174H122ZM145 172V174L147 173L148 174V176L146 175V178L145 177H143V173ZM179 172L180 173H184L185 172V174H183V177H182V175L181 174H179ZM209 173V175H208V173ZM252 172V173H251ZM7 173H8V175H7ZM18 173H20V174H18ZM34 173V174H33ZM47 173H48V175H47ZM75 173V174H74ZM97 173H99V174H97ZM133 173V174H132ZM134 173H135V175H134ZM140 173V174H139ZM152 173L154 174V175H156V173H159V174H157V177H158V179H157V177L156 176H154V175H152ZM164 173V172H163ZM193 173L195 174V178H196V175H197V178L195 179V178H192V176L191 175H193ZM204 173H205V175H204ZM13 174V175H12ZM23 174H26V177L25 176H23ZM33 174V175H32ZM43 174V175H42ZM49 174H50V178H52V179H56V181L58 182H56L58 185H60V187L61 188H59V190L57 191V193L56 192H51L50 193V191L52 190V191H54V189H52V187L53 188H55V186H54V183H51L52 182V179L50 180V178H48L49 177ZM62 174H64L63 176H62ZM96 174H97V176H96ZM103 176H102V175ZM114 174V175H113ZM116 174V175H115ZM126 174H130V175H128V177H127V175ZM132 174V175H131ZM162 174V175H161ZM12 175V176H11ZM48 177H47V176ZM58 175V176H57ZM60 175V176H59ZM68 175V176H67ZM74 175H75V177H74ZM78 175V176H77ZM122 175V176H121ZM141 175H142V177L143 178H145V181L147 182H145L144 180H143V178L141 179L140 177H141ZM164 175V176H163ZM167 175V176H166ZM169 175V176H168ZM173 175V176H172ZM206 175H208V176H206ZM211 175V176H210ZM21 176H23L22 177V179H21V181H19L20 180V177ZM52 176H54V178L52 177ZM65 176V177H64ZM76 176H77V178H76ZM89 176V178H88V180H85V184H87V185H85V187H84V185H82V187H83V189L81 190V185L79 184V189L78 188H76V187H74L75 189H73V190H76L75 191V193H74V191H73V193L71 192L72 190H71V188H70V190L71 191H65L66 189H68V187H70L71 185L73 186V185H75V184H78V182H83V178L82 177H84V178H86V177H88ZM93 176V177H92ZM101 176V178H99ZM186 176H189L188 178H192V180H190V179H188ZM194 176V175H193ZM200 176H203V177H200ZM206 176V177H205ZM256 176H257V178H256ZM25 177V178H24ZM57 177V178H56ZM62 177V178H61ZM64 177V178H63ZM68 177H70V178H68ZM149 177H151V179H152V186H148L149 184H150V180H149ZM160 177H161V179H160ZM165 177V178H164ZM167 177H169V178H167ZM172 177V178H171ZM174 177V178H173ZM179 177V178H178ZM180 177H182V179L183 180H186L185 181V183H183L182 185H180V183L179 182H181V179H180ZM207 177H211L210 179H209V181H208V178ZM213 177V178H212ZM48 178V179H47ZM66 178H67V180H66ZM99 178V179H98ZM112 178V179H111ZM119 178H120V181H119V185L118 184H116L117 182L116 181H118L119 180ZM123 178V179H122ZM124 178H125V180H124ZM132 178L133 179H135V180H132ZM155 178V179H154ZM163 178H164V180H163ZM176 178H177V180H176ZM185 178V179H184ZM261 178V179H260ZM262 178H263V180H262ZM100 179H102L103 181H101ZM166 179V180H165ZM170 179H171V181H170ZM197 179H199V180H197ZM207 179V180H206ZM30 180V181H29ZM33 180V181H32ZM47 180V181H46ZM98 180H100L99 182H96V181H98ZM141 180H143V181H141ZM159 180V181H158ZM175 180V181H174ZM179 180V181H178ZM188 180H189V182H188ZM196 182H198L196 185H195V181ZM201 180V181H200ZM214 180H216L215 182H214ZM38 182L37 184L36 183H34V182ZM40 181H42V185L43 186H40L41 185V182ZM45 181V182H44ZM48 181H50V183L52 184H50ZM128 181H129V185H128ZM135 181V182H134ZM138 181L139 182H141V183H138ZM155 181V182H154ZM176 181H178V182H176ZM193 181V182H192ZM203 181V182H202ZM210 181H211V183H210ZM256 181V182H255ZM29 182V183H28ZM31 182H33L34 184H36L35 186L36 187H33L32 186V183ZM100 182H101V184L103 183V184H105V185H107L108 187H106L105 185V187L103 186V185H100V186H102V188L104 189L105 188V190H104V192H103V189H101L100 188V186H97V187H99V189L97 190L96 189V187H95V183H99L100 184ZM110 182V183H109ZM111 182H112V185H111ZM144 182L146 183V185H147V188H146V185L144 186ZM149 182V183H148ZM161 182V183H160ZM163 182V183H162ZM165 182V183H164ZM168 182V183H167ZM173 182V183H172ZM184 182V181H183ZM200 182V183H199ZM213 182V183H212ZM20 183V184H19ZM44 183V184H43ZM55 183V184H56ZM92 183H94V185H92L93 187V190H94V188H95V190L93 191V192H91L90 190H92L91 188L90 189H88L89 187H90V185L92 184ZM122 183V184H121ZM135 183V184H134ZM160 184V185H157V184ZM175 183V184H174ZM179 183V184H178ZM182 183V182H181ZM188 183V185H186ZM192 183H194V184H192ZM204 183V184H203ZM208 183H209V185H208ZM218 183V187L220 186V188H222V189H219L218 190V187H217V184ZM259 183V184H258ZM56 184V185H57ZM98 184V185H99ZM156 185V186H154V185ZM177 184V185H176ZM205 184H207V185H205ZM220 184V185H219ZM251 184V183H250ZM249 184V185H250ZM259 186H258V185ZM21 185V186H20ZM45 185V186H44ZM49 187V189H48V187ZM62 185V186H61ZM124 185V186H123ZM136 185V187L134 188V186ZM141 186V189L143 190L142 191V193H141V195H140V197H139V194H140V192H141V189H140V186ZM142 185L144 186V187H142ZM151 185V184H150ZM164 185V186H163ZM175 185V186H174ZM180 185V186H179ZM191 185H192V188H191ZM193 185H194V187H196V188H194L193 187ZM199 185V186H198ZM211 185H213V186H211ZM248 185V184H247ZM256 185V186H255ZM113 186H117V188H115V190H114V188H112ZM126 186H127V188H126ZM131 188H129V187ZM139 186V187H138ZM159 186V187H158ZM161 186V187H160ZM163 186V187H162ZM167 186V187H166ZM178 186V187H177ZM189 188V189H187V191H186V189L185 188H187V187ZM197 186H198V189H197ZM202 186H203V188H202ZM205 186V187H204ZM67 187V188H66ZM153 189V190H150L151 188ZM169 187H172V189H169ZM175 187H177V188H180V190L182 189V191H177V193L179 194V196L181 197V199H180V197L178 196V194L177 193H174L173 194V192H175V189L177 190V188H175ZM211 187H212V189H211ZM42 188H44V190H42ZM64 188V189H63ZM110 188H112V189H110ZM119 188H122L121 189V191H120V189ZM139 188V189H138ZM144 188H145V190H144ZM162 188V189H161ZM167 188V189H166ZM175 188V189H174ZM205 188V189H204ZM209 188V190H207ZM58 189V188H57ZM56 189V190H57ZM89 191H88V190ZM128 189H129V191H128ZM135 191H134V190ZM138 189V190H137ZM158 189H159V193H158ZM184 189V190H183ZM191 189H192V191L193 192H191ZM197 189V190H196ZM200 189H201V191H200ZM214 189V190H213ZM215 189H216V191H215ZM249 189V190H248ZM50 190V191H49ZM87 190V191H86ZM109 190L111 191V192H109ZM114 190V191H113ZM125 190H127V194H128V196H125V195H127L126 193H124V191ZM161 190V191H160ZM167 190H169V191H167ZM206 190V191H205ZM210 190H211V192H210ZM213 190V191H212ZM248 190V191H247ZM260 190V191H259ZM81 191H82V193H81ZM131 191H132V193H131ZM154 191L156 192L155 194H154ZM205 191V192H204ZM208 191V192H207ZM216 193H215V192ZM220 193H219V192ZM71 192V193H70ZM99 192H101V193H98ZM120 192V193H119ZM162 194H161V193ZM164 192V193H163ZM170 192V193H169ZM209 194H207V193ZM54 193H56V194H54ZM93 193L95 194L96 193V195H95V197H94V195H93ZM104 193H107V194H105V195H103ZM115 193V194H114ZM118 193L120 194V197H119V195H118ZM125 195H124V194ZM139 193V194H138ZM144 193H146V195H144ZM149 193H150V195H149ZM152 193H153V196H152V199H150L151 198V195H152ZM169 193V194H168ZM184 193H185V195H184ZM202 193H203V195H202ZM204 193L206 194V196L204 195ZM211 193H212V195H211ZM251 193H252V195H251ZM54 194V195H53ZM110 194V195H109ZM121 194H122V196H121ZM130 194V195H129ZM132 194V195H131ZM136 194V195H135ZM137 194H138V196H137ZM162 196H161V195ZM173 194V195H172ZM189 194V195H188ZM194 194V195H193ZM217 194V195H216ZM218 194H220V195H218ZM254 194H258V196L256 195L255 196V198L256 197H258V200H257V198H256V200H257V203L255 202V200H254V205H253V199L251 198V197H253V195ZM92 196V197H89V196ZM99 197H98V196ZM111 195L112 196H114V195H117V199H116V196H115V198H114V200H118L117 202H114V200L112 201V202H114V206L112 205V207H111V205H110V208L108 207V209L106 210V208H107V203H108V205H109V203L111 202ZM168 195H169V197L170 198H168ZM185 197H184V196ZM197 195V196H196ZM250 195V196H249ZM96 196H97V198H96ZM123 196H125V197H123ZM131 196V197H130ZM148 196H149V198H148ZM157 198V199H153V198H155V197ZM158 196H160V197H158ZM173 196H175L174 198H173ZM187 196H189L188 198H187ZM200 196V199L198 198ZM204 196V198L202 199V197ZM208 196H210V197H208ZM215 196V197H214ZM223 196H227L226 198L225 197H223ZM94 197V198H93ZM142 197V198H141ZM166 197V198H165ZM176 197H178L177 198V200L175 199ZM183 197H184V199H183ZM192 198V200H191V198ZM206 197H208V198H206ZM221 197V198H220ZM263 197V198H262ZM106 199V201H107V203H105L106 201H105V199ZM110 198V199H109ZM125 198L127 199V200H125ZM176 200L175 201V203H174V200ZM197 198V199H196ZM211 198H213V199H211ZM223 198H224V200H223ZM122 199H124L123 201H124V203H123V201H122ZM140 199H143V200H141V202H139L140 201ZM158 199H159V201H158ZM179 199V200H178ZM186 199H189V201L186 203L185 201H186ZM207 199H208V201H209V204H208V201H207ZM211 199V200H210ZM221 199H222V201H221ZM226 199V200H225ZM251 199V201H249ZM109 200H110V202H109ZM131 200V203L129 202ZM182 200V202H181V204H180V201ZM191 200V201H190ZM199 200V201H198ZM204 200V201H203ZM215 200V201H214ZM262 200V201H261ZM122 201V202H121ZM126 201H128L129 202V205L130 206H128L127 204H128V202H126ZM147 201V202H146ZM157 201V202H156ZM169 201H170V203H169ZM179 201V202H178ZM194 201V202H193ZM211 201V202H210ZM214 201V202H213ZM217 201V202H216ZM224 201H226V202H224ZM121 202V203H120ZM127 204H126V203ZM139 202V203H138ZM142 202H143V204H142ZM149 202H151L150 204H149ZM154 202H156L155 204L157 205V203H158V205L156 206L155 204H154ZM163 202H164V204H163ZM166 202H168V204H166ZM190 202V203H189ZM205 202V203H204ZM262 202V203H261ZM106 205H105V204ZM118 203V204H117ZM141 203V205H142V207H141V205H139L138 206V204H140ZM161 203H162V205H161ZM176 203H179V205H177ZM185 203H186V208L183 206V204L185 205ZM189 203V204H188ZM195 203V204H194ZM201 204L202 205V207H201V205H199V204ZM244 203H246V202H244ZM256 203V204H255ZM97 204H98V206H97ZM173 204L175 205L174 207H176V208H178V206H179V210L177 211L176 210V208H174L173 207ZM205 204V205H204ZM224 204V205H223ZM228 204H229V206H228ZM127 205V206H126ZM148 205H149V207H148ZM165 205V206H164ZM192 205H193V207H192ZM208 205H210V206H208ZM212 205H214V207L212 206ZM94 206H95V208H94ZM101 206V207H100ZM138 206V207H137ZM172 207V209H171V207ZM182 206H183V208H182ZM189 206H191L190 208H188ZM205 206V207H204ZM217 206V207H216ZM221 206V207H220ZM223 206V207H222ZM251 206H252V208L253 209H250L251 208ZM104 207H105V210L106 211H108V212H106V213H104L105 212V210H104ZM151 207V208H150ZM161 207V208H160ZM164 207V208H163ZM201 207V208H200ZM203 207H204V209H203ZM209 207H211V209L210 210H208V208ZM228 207V208H227ZM231 207H233L232 208V210H233V212H230V213H228L227 214V212L230 210V208ZM248 207V208H247ZM261 207V208H260ZM123 208L126 210V209H132V211L134 212V211H136V212H131V211H124L123 210ZM143 208V209H142ZM150 208V209H149ZM153 208V209H152ZM168 208V209H167ZM175 210H174V209ZM196 208V209H195ZM199 209V212H198V209ZM207 208V209H206ZM119 209H120V211H119ZM135 209V210H134ZM170 209H171V211H170ZM184 211V212H182V210ZM194 209V210H193ZM201 209V210H200ZM204 211H203V210ZM242 209V210H241ZM245 209H250V211H249V213H248V211L246 212V211H244ZM110 210H111V212H110ZM151 210H152V212H151ZM160 210H161V212H160ZM164 210H166V211H164ZM174 210V211H173ZM187 210V211H186ZM195 210H197L196 212H195ZM221 210V211H220ZM232 210H230V211H232ZM139 211V212H138ZM142 213H141V212ZM145 211H148V213L147 212H145ZM156 211H157V214H156ZM169 211H170V214H168L169 213ZM177 211V212H176ZM206 211V212H205ZM261 211V212H260ZM263 211V212H262ZM93 212V213H92ZM111 213V214H109L108 215V213ZM119 212V213H118ZM124 212L126 213V220L125 221H122V219H121V217H119V218H117L118 216H121V214H124ZM144 212V213H143ZM151 212V213H150ZM164 212H165V215H167V216H164ZM172 212V213H171ZM183 214V216L181 215V213ZM203 212V213H202ZM209 213V215H208V213ZM224 212V215L223 214H221V213H223ZM248 213V214H246V213ZM255 214H254V213ZM257 212H258V214H257ZM138 213V214H137ZM161 213V214H160ZM174 213V214H173ZM176 213V214H175ZM185 213H186V215H185ZM198 213V214H197ZM203 215H202V214ZM205 213V214H204ZM218 213V214H217ZM221 215H220V214ZM225 213L227 214V215H229L228 217L227 216H225ZM246 215H245V214ZM88 214V215H87ZM92 214V215H91ZM119 214V215H118ZM136 214V215H135ZM142 214V215H141ZM145 214V215H144ZM156 214V215H155ZM159 214H160V216L161 217H159ZM173 214V215H172ZM196 214H197V216H196ZM213 216H212V215ZM237 214V215H236ZM253 214H254V216H253ZM260 214V215H259ZM93 215H95V216H93ZM99 215V216H98ZM106 215H108L107 216V218H109V222H110V225H111V227H110V225H106V223L104 224L103 223V221L104 220H102V217L104 218ZM141 216V217H139V216ZM179 215V216H178ZM180 215L182 216V217H180ZM193 215H194V217H193ZM203 217L204 216V218H202L201 216ZM212 217H211V216ZM239 215V216H238ZM251 215V216H250ZM258 215V216H257ZM124 216V215H123ZM122 216V218L123 219H125L124 217ZM144 216H145V218H144ZM146 216L148 217V218H146ZM158 216V218H156ZM176 216V217H175ZM199 217V219L197 220V218L196 217ZM220 216L221 217H223V218H220ZM225 216V217H224ZM231 216V218H229ZM235 218H234V217ZM236 216L238 217V218H236ZM249 216L251 217V218H249ZM257 216V217H256ZM85 217H86V220H85ZM178 217H179V219H178ZM186 217V218H185ZM219 217V218H218ZM239 217H240V219H239ZM244 217V218H243ZM246 217V218H245ZM114 218V219H113ZM140 218H141V220L143 221V223H142V221L140 220ZM160 218V219H159ZM175 218V219H174ZM194 218V219H193ZM195 218H196V221H195ZM211 219V220H209V219ZM228 218V219H227ZM232 218H233V220H232ZM20 221H19V220ZM87 219H89V221H87ZM111 219V220H110ZM146 219H148V220H146ZM161 219H162V222H160L161 221ZM165 219H167L168 221H166ZM186 219V220H185ZM201 219V221L202 222H200L199 223V220ZM203 219V220H202ZM229 219H231V220H229ZM236 219V220H235ZM248 219V220H247ZM107 220V219H106ZM105 220V221H106ZM145 220V221H144ZM156 220L157 221V223L156 222H154V221ZM160 220V221H159ZM165 220V221H164ZM173 220V221H172ZM183 220V221H182ZM185 220V221H184ZM192 220V221H191ZM217 220V221H216ZM228 220V222H226ZM236 222H235V221ZM241 220V221H240ZM244 220V221H243ZM258 220V221H257ZM114 221V222H113ZM132 221H134V222H132ZM141 223H140V222ZM146 221H147V225H148V227H147V225H146ZM171 221V222H170ZM177 222V226L176 225H174L176 222ZM182 221V222H181ZM195 221V222H194ZM240 221V222H239ZM246 221V222H245ZM263 221V222H262ZM16 222V223H15ZM130 223V225H127V224H129ZM151 222H153L152 224H151ZM167 222H168V224H167ZM187 224H186V223ZM245 222V223H244ZM258 222V223H257ZM114 223V224H113ZM137 223V224H136ZM155 223V224H154ZM164 223L165 224H167V225H164ZM172 223V224H171ZM193 223V224H192ZM198 223V224H197ZM216 223H217V225H216ZM222 223V224H221ZM225 223V225H223ZM237 223V224H236ZM90 224V225H89ZM113 224V225H112ZM122 224V225H121ZM142 226H141V225ZM144 224V225H143ZM154 224V225H153ZM171 224V225H170ZM195 224H197V225H195ZM201 226H200V225ZM205 224H206V226H205ZM221 224V225H220ZM229 224V225H228ZM230 224H232V225H230ZM241 224V225H240ZM248 226H247V225ZM126 225V226H125ZM132 225V226H131ZM140 225V226H139ZM160 225V226H159ZM173 225V226H172ZM193 225V226H192ZM228 225V226H227ZM240 225V226H239ZM9 226V227H8ZM106 226V227H105ZM108 226V227H107ZM114 226V227H113ZM158 228H157V227ZM168 226H170V227H168ZM175 226V227H174ZM190 226V227H189ZM199 226V227H198ZM221 226H222V228H221ZM230 226H231V228H230ZM235 226V227H234ZM242 226V227H241ZM253 226V227H252ZM261 226V227H260ZM13 227V229H11ZM105 227V228H104ZM146 227L148 228V229H146ZM151 227V228H150ZM184 227H185V229H184ZM239 227V228H238ZM246 227H249V228H246ZM251 227V228H250ZM8 228V229H7ZM26 228V229H25ZM90 228V229H89ZM104 228V230L106 229V232H107V234L105 235V236H103V233L100 231V229H103ZM127 228V229H126ZM163 228V229H162ZM170 228V229H169ZM183 228V229H182ZM195 229V230H192V229ZM197 228H199V229H197ZM208 228V229H207ZM211 228V230H209ZM216 228V230L214 231V229ZM218 228H221V229H219V232H218ZM228 228H230V229H228ZM237 228V229H236ZM242 228H246L245 230L244 229H242ZM9 229L12 231V232H9V233H7L8 231H9ZM15 229V230H14ZM23 229V230H22ZM92 229V230H91ZM126 229V230H125ZM152 229V231L151 232H149L150 230ZM169 229V230H168ZM175 229V230H174ZM213 229V230H212ZM231 229H232V231H231ZM234 229V230H233ZM262 230L263 232L261 233V231L260 230ZM18 230V231H17ZM108 230H110L109 232H108ZM124 230H125V232H128V234L127 233H125L124 232ZM131 230H133V232L131 231ZM158 230V231H157ZM162 230V231H161ZM197 230V231H196ZM201 230H203V231H201ZM207 230V231H206ZM222 230V231H221ZM227 230H230V231H227ZM236 230V231H235ZM243 230H244V232H243ZM88 231H91L92 233L91 234H87V232ZM99 231H100V233H99ZM103 231V230H102ZM115 231H116V233H115ZM182 231V232H181ZM194 231H196L195 233H194ZM209 231V232H208ZM217 231V232H216ZM220 231H221V233H220ZM224 231H227V233H229V235L228 234H226ZM235 231V232H234ZM252 231V232H251ZM260 231V232H259ZM23 232V233H22ZM125 233V235H127V236H125V235H122L123 233ZM146 232V233H145ZM159 232H162V234H160ZM169 232V233H168ZM175 232V234H173ZM180 232L182 233V235L180 234ZM188 232L190 233V234H188ZM194 234H192V233ZM199 232V233H198ZM205 232H207V233H205ZM214 232V233H213ZM13 233H14V235H13ZM116 234L115 236H113V234ZM131 233L133 234L132 235V239L130 238L131 236ZM153 233V234H152ZM157 233H158V235H157ZM164 233H165V235H164ZM167 233H168V235H167ZM198 233V234H197ZM202 233V234H201ZM212 235H211V234ZM215 233H216V235H215ZM218 233V234H217ZM245 233H249L248 234V236H247V234H245ZM255 233V234H254ZM259 235H258V234ZM7 234V235H6ZM12 234V235H11ZM89 235V237H91L90 239H89V237H87V236H85V235ZM179 234V235H178ZM185 234V235H184ZM191 234H192V237H190L191 236ZM209 234V236H207ZM224 234V235H223ZM239 234H240V236H239ZM251 234H253L252 236H251ZM108 235V236H107ZM155 235V236H154ZM176 235V236H175ZM218 235H219V239H218ZM243 235V236H242ZM256 235V236H255ZM11 236H13V238L11 237ZM103 236V237H102ZM122 236H124V237H122ZM159 237V241H163L162 243L161 242H159L158 241V238L157 237ZM160 236H162V237H160ZM163 236H164V238H165V240L163 239ZM178 236V237H177ZM187 236V237H186ZM201 236H204V238L203 237H201ZM213 236V237H212ZM217 236V237H216ZM227 236V237H226ZM239 236V238H237ZM258 236V237H257ZM261 236V237H260ZM9 237V238H8ZM105 237V238H104ZM134 237V238H133ZM148 237V238H147ZM152 237V238H151ZM200 237V238H199ZM216 237V238H215ZM241 237H242V239H241ZM260 237V238H259ZM6 238V239H5ZM95 238V239H94ZM110 238V239H109ZM123 238V239H122ZM162 238V239H161ZM193 238V239H192ZM210 238V239H209ZM223 238H225V240H223ZM227 238H228V240H227ZM250 238H251V240H250ZM131 239V241H133V239H134V244L130 241V243H129V240ZM150 239V240H149ZM161 239V240H160ZM182 239V240H181ZM200 239V240H199ZM235 239H237L236 241H235ZM9 240H11V241H9ZM123 241V243H122V241ZM172 240V241H171ZM177 240H180V241H178L177 242ZM195 240H197L196 241V243L194 242ZM212 241V242H210V241ZM215 240V241H214ZM222 240V241H221ZM249 240V241H248ZM114 241V242H113ZM121 241V242H120ZM151 241H153V242H151ZM154 241L156 242V243H154ZM193 241V242H192ZM206 241H208V242H206ZM225 241V242H224ZM232 241V242H231ZM240 241V242H239ZM255 241V242H254ZM111 242H113V244L111 243ZM165 242H167V246H166V243ZM177 242V243H176ZM181 242V243H180ZM184 242V243H183ZM191 242V243H190ZM206 242V243H205ZM235 242V243H234ZM243 242V243H242ZM246 242V243H245ZM132 243V245H129V244H131ZM150 243V244H149ZM155 245H154V244ZM158 243V244H157ZM161 243V244H160ZM163 243L165 244L164 246H163ZM169 243V244H168ZM200 243H201V245H200ZM205 243V244H204ZM30 244V245H29ZM115 244H116V246H115ZM189 244H191V245H193V246H189ZM215 244V245H214ZM237 244V245H236ZM246 244V245H245ZM89 245H91V246H89ZM169 245H171V246H169ZM198 245V246H197ZM199 245H200V247H199ZM209 245V246H208ZM245 245V246H244ZM250 245V246H249ZM31 246V247H30ZM92 246H93V248H92ZM102 246H103V248H102ZM122 246V247H121ZM132 247L133 248V250H135L134 251V253H135V255L137 256H135L136 258H138L139 257V255H140V257L138 258V259H140V260H135V257H134V253L133 252H131L132 250H131V248H129V247ZM136 246H137V248H138V252L136 251L137 249H136ZM160 246V247H159ZM162 246H163V248H162ZM181 246H182V248H181ZM188 248H187V247ZM204 246V247H203ZM230 246V247H229ZM232 246V247H231ZM236 248H234V247ZM254 246V247H253ZM7 247H9L8 249H7ZM91 247V248H90ZM105 247V248H104ZM116 247V248H115ZM183 247H186V248H184L183 249ZM253 247V248H252ZM6 248V249H5ZM113 248V249H112ZM119 250H118V249ZM151 248V249H150ZM154 248H156V249H154ZM161 248V249H160ZM173 248V249H172ZM203 248H205L204 250H206V251H208V252H205L204 250H203ZM214 248V249H213ZM231 248V249H230ZM258 248V249H257ZM96 249V250H95ZM103 249H105V250H103ZM122 249V250H121ZM175 249V250H174ZM187 249V250H186ZM229 249V250H228ZM248 249H250V252L248 251L247 252V250ZM4 250V251H3ZM154 250V251H153ZM201 250V251H200ZM203 250V251H202ZM226 250V251H225ZM240 251L241 250V253L239 252L238 253V251ZM98 251V252H97ZM150 251V252H149ZM162 251V252H161ZM167 251H168V253H167ZM195 253H194V252ZM211 251V253H209ZM222 251H223V255H222ZM243 251L245 252V253H243ZM256 251V252H255ZM5 252V253H4ZM97 252V253H96ZM122 252V253H121ZM204 254H203V253ZM224 252H226V253H224ZM253 252H255V253H253ZM100 253V254H99ZM133 253V254H132ZM165 253V254H164ZM202 253V254H201ZM206 253V254H205ZM232 253H234V254H232ZM235 253H236V255H235ZM253 253V254H252ZM83 254H85V255H83ZM89 254V255H88ZM109 254H111V256H113V257H115L117 260H113L112 261V259H115V258H113V257H111V256H109ZM114 254H117L118 255V257L116 256V255H114ZM123 256H122V255ZM146 254V255H145ZM169 254V255H168ZM188 254V255H187ZM226 254V255H225ZM239 254V255H238ZM241 254V255H240ZM244 254V255H243ZM245 254H246V256H245ZM251 254H252V256H253V258H252V256H251ZM257 254V255H256ZM8 255H9V257L11 256V258H12V256H13V258L12 259H14V261H16V263H14V261L11 259V261H9L10 259L8 258ZM100 255H102V256H100ZM104 255V256H103ZM108 255V256H107ZM133 255V256H132ZM144 255V257H142ZM189 255H191V256H189ZM197 255V256H196ZM199 255V256H198ZM218 255H219V257H218ZM221 255V256H220ZM255 255H256V257H255ZM152 256V257H151ZM160 257V259H158L159 257ZM187 256V257H186ZM224 256H225V258H224ZM244 256H245V258H244ZM257 256H258V258H260V259H255V258H257ZM105 257V258H104ZM146 257V258H145ZM155 257V258H154ZM173 257H175L174 259H173ZM196 257V258H195ZM222 257V258H221ZM234 257H237L239 260H237L236 258H234ZM109 258V259H108ZM134 259V261L132 262V259ZM144 258V259H143ZM153 258V259H152ZM179 258V259H178ZM182 258V259H181ZM4 259V258H3ZM9 259V260H8ZM105 259V260H104ZM119 259H120V261H119ZM127 261H126V260ZM184 259L187 261V262H185L184 261ZM234 259V260H233ZM236 259V260H235ZM242 259V260H241ZM22 260V261H21ZM40 260V261H39ZM145 260H146V263H145ZM152 260V261H151ZM159 260H160V262H159ZM162 260V261H161ZM180 260V261H179ZM189 260V261H188ZM215 260V261H214ZM226 260H229L228 262L226 261ZM230 260H231V262H230ZM244 260V261H243ZM249 260H251V263H250V261ZM13 261V262H12ZM87 261H89V262H87ZM112 261V262H111ZM126 261V262H125ZM139 261V262H138ZM151 261V262H150ZM154 261H155V263H154ZM197 261V262H196ZM226 263H225V262ZM238 261L240 262V263H238ZM249 261V262H248ZM253 261L255 262V263H253ZM111 262V263H110ZM196 262V263H195ZM248 262V263H247Z\"/></svg>",
    "mask_w": 264,
    "mask_h": 264
},
{
    "label": "bare ground",
    "instance_id": "bare-ground-1",
    "mask_svg": "<svg viewBox=\"0 0 264 264\" xmlns=\"http://www.w3.org/2000/svg\"><path fill=\"white\" fill-rule=\"evenodd\" d=\"M10 1V0H9ZM18 1V0H17ZM28 1V0H27ZM26 1V2H27ZM204 1V0H203ZM211 1V0H210ZM224 1V0H223ZM222 1V2H223ZM233 1H235V0H233ZM240 2L242 1V0H239ZM251 2L252 3V1L251 0H248V2ZM6 2L7 3H9L10 4V7H11V9H10V11H11V15H10V19H9V21H8V23L6 24V26H5V28H6V33H7V38L8 39H5L6 40V42L3 44H0V66H2V64L4 65V63L6 62V63H8L9 62V64L11 63V61L13 60L11 57L13 56V58H14V55H15V52H17V51H14L13 53H12V51H11V49L12 48H14V47H12L15 43H17V42H22V41H24V40H26L27 39V35L26 36H24L23 34H25L26 32H28V31H30V30H33V32H37L38 31V27H41V24H45V26L44 27H47L46 25H48L50 28L51 27H55L56 26V22H55V19L53 18V17H51V18H46V20H43V21H39L38 19H37V16H38V13H42V11H45V10H57L58 9V11L60 12V11H62V13H63V15L65 16V13H66V11L67 10H69V11H71V13H72V15H73V17H74V20H73V22L71 23V22H69V24L68 25H70L69 27H79V29L81 28V27H85V30L84 31H86V27H97V26H100L101 27V25H100V21L99 20H97V17H98V15H101V14H104V16H103V20H105L106 18H107V16L105 15V14H107L108 15V17H109V26H107L108 27V29H107V32H106V34L107 35H105L106 36V38H104V41H102L101 43H98L97 44V46L94 48V50L93 49H91V47H92V45L91 44H89V47H90V49L92 50H90V52L91 53H89V54H87V56L85 57H83V58H75L76 57V55H75V57L73 58H62L61 60H56L55 61V59L54 60H52L54 57H56L57 56V53L63 48L64 49V47H60V43L59 44H54V45H51V46H49V45H46V46H44V47H42V48H39V49H36L35 50V52H33L34 53V55H33V57H32V59L31 60H29V62H27V63H23V60L22 61H17V63H15V60H13L14 61V64L15 65H13L12 63V67L14 68V66L16 67V66H18V67H25V66H27L26 68H29L28 66H30V68L31 67H34V66H39V67H45L44 69H46V68H48V69H50V71L52 70L53 71V73L55 74V71H57V73H58V75H65V76H68V75H71V76H74V77H79V76H87L92 82H93V84L95 85V84H102L101 86H105V82H108V83H111L112 82V79L113 78H115L114 76L116 75V73L117 72H119V71H121L122 69H124V68H129V67H150V66H154V64H156V63H158L159 62V59H160V57L158 56V55H156L154 52H157V49H156V46L158 47L159 46V44L157 43V44H154V42H155V37H153V36H155L153 33H146V31L147 30H145V33H143V35H136V34H134V28L135 27H140L141 26V24H144V21H142V20H146V22H153L152 23V26H153V29L156 27V24L155 25H153L154 24V21L157 19V21H158V23H159V21H160V23L162 24L161 25V27H168V28H170L171 26H173L174 25V27H171L170 29H171V32H172V30L173 31H175L176 29L175 28H177V27H179V26H181V23L183 22H186V21H189V20H195V22H193L192 23V26H190L191 28L195 25L196 26V28L195 27H193L194 29H195V31L197 32L198 31V27H199V25H200V22L198 21V20H200V17H201V13H202V3L199 1V0H42V1H40L39 3H38V6H34L33 8H31L30 7V5L29 4H27V6L26 7H28V5H29V8H31L30 10H28V9H26L25 8V10L24 11H17L16 10V8H14L13 6V3L10 1V2H8V0H6ZM16 2V1H15ZM213 4H215V0H212L211 1ZM216 2H219V0H217ZM222 2H219V3H221L222 5H224L225 3H227L226 1H224L223 3ZM231 2V0H229V3H228V5L229 4H231V6H233L232 7V12H231V23H230V21H228V23H230L227 27H223V25H225V20H228V18H227V13L229 12L227 9H226V14L225 13H223V14H225L226 16H225V18L223 17L222 18V14H221V16H220V13H219V15H218V17H220V19L221 20H223V19H225V20H223V25L220 23L221 21H218L221 25L220 26H222L221 27V30H224V34L225 35H223V33L221 32V34H218V35H223V38L222 39H224V40H220L221 38H219L218 36V40H220V41H225L226 42V40L228 41L227 42V44L225 43V51H227V46L228 47H230L229 49H231L230 51L233 53V55H232V57L233 58H231L232 60H234L235 58L238 60V61H243L244 59H247V60H249V62L248 63H250L251 61H254L255 60V57L257 58V57H260V59L259 58H257V59H259L258 61L260 62V60L262 61V62H264V8H263V5H264V0H253V5L249 2H247V1H245L246 3H248L249 5H252V8H250V6H249V8H250V10H249V15H250V17H247V15H245V14H242V12H241V10L242 9H244V8H246V7H248L246 4L244 5V4H241L242 6L241 7H243V8H241L240 7V5L238 4V0H236V2H232V3H230ZM27 3H29V2H27ZM209 3V2H208ZM207 3V4H208ZM9 4H6L7 6V8L9 7ZM211 4V3H210ZM34 5V4H33ZM228 5H224V7L223 8H225L226 6L228 7ZM204 6V5H203ZM212 6V5H211ZM246 6V7H245ZM9 7V8H10ZM209 6L207 5V7L205 8V10H207V8H208ZM216 8L218 7V9H215V10H217V12H218V10H219V6H215ZM7 8H5V9H7ZM8 8V9H9ZM221 8V7H220ZM23 9V8H22ZM8 11L9 10H7V11H5V12H7L8 13ZM231 11V10H230ZM244 11H245V9H244ZM246 11H248V9L246 10ZM245 13V12H244ZM57 15V14H56ZM202 15H204V14H202ZM217 15V14H216ZM41 16V15H40ZM230 16V15H229ZM35 18H36V20L37 21H35ZM98 18H100L101 19V17H98ZM209 18V17H208ZM142 19V20H141ZM210 19V18H209ZM197 20V21H196ZM202 20H204V18L202 17ZM68 21H70V20H68ZM97 21H99V25H98V22ZM139 21H141V22H139ZM140 24H139V23ZM156 22V21H155ZM198 22V23H197ZM206 22V24H208L209 22L208 21H205ZM208 22V23H207ZM157 23V24H158ZM194 23H197V24H194ZM66 24L67 23H65L63 26H61L62 28L63 27H67L66 26ZM138 24V25H137ZM189 24V23H188ZM194 24V25H193ZM199 24V25H198ZM217 24V23H216ZM3 24L1 23V26H2ZM42 25V26H43ZM145 25V24H144ZM197 25H198V27H197ZM203 26H204V24H202ZM4 26V25H3ZM2 26V27H3ZM170 26V27H169ZM201 26V25H200ZM210 26H212V24L210 25ZM217 26H218V24L216 25V28H217ZM59 27V25L57 26V28ZM142 27V26H141ZM150 27V26H149ZM206 27V26H205ZM1 28V27H0ZM99 28V27H98ZM158 28H159V25H158ZM167 28V30H169ZM207 28V27H206ZM246 28V29H245ZM67 30H68V28H66ZM78 29V30H79ZM95 29V28H94ZM136 29V28H135ZM148 29H150V28H148ZM152 29V31H154ZM242 29H244V32H240V30H242ZM49 30V29H48ZM77 30V31H78ZM88 30V29H87ZM97 30H99V29H97ZM97 30H95L96 31V33H97ZM158 30V29H157ZM161 30H163V29H161ZM199 30H200V28H199ZM249 30H251V31H253L254 30V32H250ZM53 31V30H52ZM70 31V30H69ZM95 31H93V32H95ZM100 31V30H99ZM73 32H76V30L75 31H73ZM140 32V31H139ZM161 32H164V30L163 31H161ZM187 32V31H186ZM189 32V31H188ZM200 32V31H199ZM213 32V31H212ZM218 33H219V30L217 31ZM250 32V34H248ZM100 33V32H99ZM138 33V32H137ZM165 33V32H164ZM201 33V32H200ZM206 33V32H205ZM205 33H203V31H202V33L201 34H205ZM208 33H210L211 34V30L210 31H208L207 32V34L206 35H208ZM1 34V33H0ZM2 34H4V32H2ZM52 34V33H51ZM74 34V33H73ZM139 34V33H138ZM157 34V33H156ZM157 35H159V34H157ZM156 35V36H157ZM205 35V36H206ZM216 35V34H215ZM215 35H213V36H215ZM4 36V35H3ZM3 36H1L0 35V37L2 38ZM23 36V37H22ZM70 36H73L72 34L70 35ZM75 36L76 35H74L73 37L75 38ZM95 36V35H94ZM97 36V35H96ZM95 36V38H98V37H96ZM104 36V37H105ZM164 36V35H163ZM172 36V35H171ZM174 36V35H173ZM194 36V35H193ZM64 37H66L67 38V36H66V32H64V33H59V39H63ZM158 37V39H159V36H157ZM176 37V36H175ZM181 37V36H180ZM74 38H72V39H74ZM91 38H92V36H91ZM101 38V37H100ZM215 38V37H214ZM214 38L212 39V41L214 40ZM227 38V39H226ZM93 39V38H92ZM161 39V38H160ZM159 39V40H160ZM165 39V38H164ZM176 39H178V38H176ZM206 39V38H205ZM71 40V39H70ZM70 40H68V42H67V44H68V46H69V48L70 47H72V45H70V44H72L71 42H70ZM102 40V39H101ZM167 40V39H166ZM52 41H54V39H52ZM55 41L58 43V41L56 40V38H55ZM90 41V40H89ZM91 41H93V40H91ZM98 41V40H97ZM168 41V40H167ZM177 41V40H176ZM184 41V40H183ZM193 41V40H192ZM191 41V42H192ZM211 41V40H210ZM25 43H26V41H24ZM43 42V41H42ZM161 42L162 41H160V47H161V45H163V43L161 44ZM179 42V41H178ZM206 42H208V41H206ZM205 42V43H206ZM213 42H215V41H213ZM61 43H63V42H61ZM70 43V44H69ZM90 43V42H89ZM169 43V42H168ZM171 43H173V42H171ZM184 43H186V41H184ZM193 43V42H192ZM204 43V44H205ZM228 43H229V45H228ZM43 44H44V42H43ZM96 43H94V45H95ZM206 44H208V43H206ZM205 44V46H208V47H210L209 46V44L208 45H206ZM219 44V43H218ZM165 45H166V43H165ZM198 45V44H197ZM17 46H18V44H16V50L18 49L17 48ZM25 46V45H24ZM32 45H30V47H31ZM154 46H155V48H154ZM177 46V45H176ZM204 45H203V47H204V49H207L208 47H205ZM212 46H213V44H212ZM211 46V47H212ZM220 46V45H219ZM19 47V46H18ZM166 47H167V45H166ZM165 47V48H166ZM168 47H170V46H168ZM167 47V48H168ZM188 47H190L189 45H188ZM187 47V48H188ZM32 48V47H31ZM68 48V49H69ZM164 48V49H165ZM181 49H182V47H180ZM185 48V47H184ZM183 48V51H185L186 52V50L188 51V49H184ZM192 48V47H191ZM216 48H217V46H216ZM221 48V47H220ZM227 48V49H226ZM154 49H156V50H154ZM214 49V48H213ZM218 49V48H217ZM222 49H224V45H223V48ZM162 50V49H161ZM212 50V49H211ZM63 51V50H62ZM61 51V52H62ZM73 51V50H72ZM75 51V50H74ZM73 51V52H74ZM154 51V52H153ZM166 51H167V49H166ZM206 51H208V49L206 50ZM21 52V51H20ZM173 52H175V51H173ZM199 52V51H198ZM213 52V51H212ZM33 53H31V54H33ZM17 54V56H19L20 55V53L18 54V53H16ZM64 54V53H63ZM80 54V53H79ZM205 54H207L208 56H210L209 55V53H205ZM211 54V53H210ZM58 55H60V54H58ZM68 55V54H67ZM69 55H71V54H69ZM163 55V54H162ZM164 55H165V53H164ZM217 56L218 55V53L217 52H213V57L214 56ZM223 55V54H222ZM230 55H231V53H230ZM46 56V60L44 61V60H42L41 62H39L40 61V59H41V57H45ZM176 56V55H175ZM175 56L173 57V56H171V57H173V58H175ZM182 56H183V54H182ZM202 56H204V55H202ZM234 56H235V58H234ZM222 58H224V56H221ZM11 58V59H10ZM173 58H170V59H172V60H174ZM198 58H200V56L198 57ZM209 58V57H208ZM217 58H218V56H217ZM263 58V59H262ZM11 60V61H8V60ZM15 59H17V58H15ZM20 59V58H19ZM167 59V58H166ZM177 59V58H176ZM196 59H197V56H196ZM213 59V58H212ZM21 60V59H20ZM163 60V59H162ZM161 60V61H162ZM178 60V59H177ZM222 60V59H221ZM226 60V59H225ZM225 60H224V62H225ZM229 60H230V58H229ZM206 61H208V59L206 60ZM223 62V63H224ZM227 62V61H226ZM259 62H257V63H259ZM211 63V62H210ZM209 63V64H210ZM231 63V62H230ZM256 63V64H257ZM204 64V63H203ZM208 64V65H209ZM212 64V63H211ZM227 65H221V63H219V65H216L215 64V68H216V70L219 72V74H221V73H224L225 71H229L230 72V70L232 69V71L233 72H235V73H237V71L235 70V69H237V68H235L234 70H233V67L231 66V64H229L228 62L226 63ZM236 64H239V63H236ZM250 64H252V63H250ZM255 64V63H254ZM261 64H263V63H261ZM50 65H52V66H50ZM161 65V64H160ZM212 65H214V64H212ZM230 65V66H229ZM240 66V65H239ZM252 66V65H251ZM258 66V68H260L262 71L264 70V68H263V65L262 66H260V65H257ZM4 67V66H3ZM8 67H10V66H8ZM213 67V66H212ZM236 67V66H235ZM5 68V67H4ZM214 68V69H215ZM238 68H240V67H238ZM246 68V67H245ZM249 68V67H248ZM251 68V67H250ZM249 68V69H250ZM37 69H38V67H37ZM133 69V68H132ZM147 69V68H146ZM241 69V68H240ZM239 69V70H240ZM242 69L244 70V68L242 67ZM241 69V70H242ZM247 69V68H246ZM255 69V68H254ZM5 70V69H4ZM3 70V71H4ZM28 70V69H27ZM26 70V71H27ZM196 70V69H195ZM216 70L214 71V73L213 74H209L210 75V77H212V79H213V75L214 74H216ZM238 70V69H237ZM248 70V69H247ZM252 70V69H251ZM25 71V72H26ZM29 71V70H28ZM38 71H39V69H38ZM45 71H47V69L45 70ZM125 71V70H124ZM137 71H139V70H137ZM184 71V70H183ZM182 71V72H183ZM245 71V70H244ZM255 71V70H254ZM136 72V71H135ZM172 72H174V71H172ZM209 72V71H208ZM213 72V71H212ZM257 73H258V71H256ZM9 73H11V72H9ZM14 73V72H13ZM18 73V72H17ZM16 73V74H17ZM22 73V72H21ZM27 73V72H26ZM29 73H31V72H28L26 75H28ZM40 73V72H39ZM52 72H50V74H51ZM125 73H127L126 71H125ZM125 73H123L124 75H125ZM129 73H131V72H129ZM134 73V72H133ZM181 73V72H180ZM248 73H250V71L248 72ZM248 73L246 72V75L248 76V77H250V75L251 74H249L248 75ZM260 73V72H259ZM258 73V74H259ZM4 74V73H3ZM15 74V73H14ZM20 74V73H19ZM136 74H137V72H136ZM176 74H177V72H176ZM176 74L174 75V77L176 76ZM203 74H204V70H203ZM256 74V73H255ZM262 74V73H261ZM25 74H24V76H26ZM32 75V74H31ZM40 75V74H39ZM38 75V76H39ZM42 75V74H41ZM48 75V74H47ZM119 75V74H118ZM117 75V76H118ZM200 75H202V71H201V74ZM208 75V76H209ZM227 75V74H226ZM235 75V74H234ZM234 75H230V76H222L221 77V79L219 80V78L220 77H218V79H217V81L214 83V81L212 82V84L214 85V84H216L215 85V88H214V92H215V94H214V92L213 91H211L210 92V90L209 89H211V88H209V84L207 85V88H206V92H208L209 91V93H211V95L212 94H214V95H212L213 97V99H212V102H213V105H216L217 107H218V112L217 113H214V114H219V111L221 110L222 112H224L223 110L225 109V111H227L228 113L232 110V109H234V110H237V108H238V110L239 111H237V112H243L244 111V116H245V114H250V112L249 111H251V107L252 106H255L256 104H257V102L256 101H254V100H256V98H254V100L253 101H251L252 100V96L250 95V92L247 90L248 89V87L246 88V89H243V88H241V87H239V86H241V85H239V86H237L236 85V83H235V78L233 77ZM253 75H254V73H253ZM264 74H262L260 77L262 78V76H263ZM1 76V75H0ZM32 76H35V75H32ZM132 76V75H131ZM146 76V75H145ZM214 76H216V75H214ZM221 76V75H220ZM252 76V75H251ZM2 77H3V75H2ZM6 77V76H5ZM27 77V76H26ZM44 77H46V76H44ZM49 77V76H48ZM47 77V78H48ZM51 78H52V75L50 76ZM121 77V76H120ZM199 77V76H198ZM198 77H196V79H198ZM236 77V76H235ZM239 77V78H238ZM253 77V76H252ZM4 78V77H3ZM10 78V77H9ZM38 78V77H37ZM40 78V77H39ZM86 78V77H85ZM84 78V79H85ZM160 78H161V76H160ZM159 78V79H160ZM164 78V77H163ZM173 78V77H172ZM190 78H192V77H190ZM209 78V77H208ZM237 78L239 79V81L240 82H242L243 81V77H242V74H240V72L239 73H237ZM1 80H2V78H0ZM21 79V78H20ZM33 79V78H32ZM57 79H60V78H57ZM78 79H80V78H78ZM134 79V78H133ZM147 79V78H146ZM158 78H156V82L157 81H159V83H160V80H162V78L160 79V80H157ZM165 79V78H164ZM194 79L195 78H193V81H194ZM196 79H195V81H196ZM237 79V80H238ZM254 79V78H253ZM0 80V81H1ZM15 80H16V78H15ZM54 80V79H53ZM56 80V79H55ZM65 80V79H64ZM67 80V79H66ZM73 80V79H72ZM82 80H83V78H82ZM119 80V79H118ZM136 80V79H135ZM188 81H190L189 79H187ZM211 80V79H210ZM20 81V80H19ZM34 81H36V80H34ZM42 81V80H41ZM43 81H44V79H43ZM51 81V80H50ZM58 81V80H57ZM61 81V80H60ZM71 81V80H70ZM70 81H69V87H70ZM74 81V80H73ZM76 81V80H75ZM74 81V82H75ZM81 81V80H80ZM86 81H89V80H86ZM90 81V82H91ZM120 81V80H119ZM127 81V80H126ZM142 81H144V80H142L141 79V82H138V86H140V84L139 83H142ZM155 81H153V82H155ZM248 81L249 80H247V82H246V79H245V84L247 83L248 84ZM257 81H259V80H257ZM263 81V82H262ZM259 84H258V82H254L255 84H253V85H251V88L249 87V89H251V91H262L263 90V92H261V93H263V96H264V80H262ZM31 82V81H30ZM39 82H40V80H39ZM48 82V81H47ZM53 82V81H52ZM52 82H50V83H52ZM68 82V81H67ZM79 82V81H78ZM91 82V83H92ZM130 82V81H129ZM134 82V81H133ZM168 83H169V81H167ZM174 82V81H173ZM20 83H22V82H20ZM27 83H29L28 81H27ZM44 83V82H43ZM49 83V84H50ZM56 84H57V82H55ZM54 82H53V84H55ZM62 83V82H61ZM60 82H59V84H61ZM81 83V82H80ZM83 83H84V81H83ZM87 83V82H86ZM108 83H106V85L108 84ZM143 83H145V82H143ZM158 83V82H157ZM168 83L166 84V86L168 85ZM187 83V82H186ZM185 83V84H186ZM192 83V82H191ZM201 83V82H200ZM63 84V83H62ZM67 84V83H66ZM93 84H90V85H93ZM171 84H173V83H171ZM184 84V85H185ZM188 84H189V82H188ZM188 84H187V87H188ZM199 83H197V85H198ZM202 84V83H201ZM211 84V85H212ZM243 84V83H242ZM246 84V85H247ZM249 84H250V81H249ZM16 85V84H15ZM33 85V84H32ZM30 86V85H27L26 84V86L28 87H26L25 89H34V88H32V87H34V85L33 86ZM45 85V84H44ZM58 85V84H57ZM77 85V84H76ZM75 85V86H76ZM125 85V84H124ZM161 85V84H160ZM159 85V86H160ZM170 85V84H169ZM190 85H192V84H190ZM206 85V84H205ZM212 85V86H213ZM25 85H23V87H24ZM29 86H30V88H29ZM47 86V85H46ZM54 86V85H53ZM72 86H74V84H73V82H72ZM75 86H74V89H77V87H78V85L76 86V88H75ZM79 86H82V85H79ZM84 86V85H83ZM101 86H100V88H101ZM130 86V85H129ZM128 86V87H129ZM132 86H134V87H136L135 86V84L134 85H132ZM154 86V85H153ZM173 87V89H174V85H170V87H169V90H167L168 89V87H167V92L166 93H170V89H172V87ZM176 86V85H175ZM179 86V85H178ZM183 86V85H182ZM203 86H204V84H203ZM243 86H244V84H243ZM19 87V88H18ZM20 87H22V85L20 86V85H18L17 86V91H19V89H20ZM22 87V88H23ZM38 87L40 88V90H41V86H39L38 85ZM48 87V89L49 88H51V87H49V85L47 86ZM65 87H66V85H65ZM109 87V86H108ZM125 87V86H124ZM124 87H122L123 89H124ZM128 87H126V89H128ZM141 87L142 88H145V87H143V85H141ZM151 87L152 86H150V90H151ZM160 87H162V89H163V86H160ZM165 87V86H164ZM186 87V86H185ZM186 87V88H187ZM193 86H191V88H192ZM10 88H13V87H11L10 85H8V87L7 88H5V91H6V89H8V90H10ZM16 88V87H15ZM15 88H13V89H15ZM21 88V89H22ZM61 88H62V85H61ZM68 88V84H67V87H66V90H68L67 89ZM83 88H85V87H82V89ZM89 88L90 87H87V90H89ZM140 88V87H139ZM190 88V89H191ZM204 88V90H205V86L203 87ZM209 88V89H208ZM25 89L24 90H22V91H25ZM65 89V88H64ZM94 90H96L97 89V87L96 88H93ZM112 89H113V87H112ZM111 89V90H112ZM133 89V88H132ZM131 88H130V90H127V92L129 93V95H132L133 93L132 92H134L133 90H132ZM146 91H148L149 92V87H146ZM172 89V90H173ZM12 90V89H11ZM87 90L85 91V89L82 91L83 92V96H84V92H86L87 93ZM100 90H103L102 88L100 89ZM191 90H193V88L191 89ZM15 91V90H14ZM16 91V92H17ZM21 90H20V94L22 93L23 94V96L25 95L26 96V94H24V92H22ZM29 91V90H28ZM34 91H35V89H34ZM46 91H48V90H46ZM70 91H72V89L70 90ZM74 91V90H73ZM113 91V90H112ZM123 91L124 90H122V93H123ZM132 91V92H131ZM145 91V90H144ZM154 91H155V89H154ZM153 91V92H154ZM199 91V90H198ZM37 92H38V90H37ZM41 92V91H40ZM54 92H55V89H54ZM91 92V94H94L95 93V91H90ZM92 92H94V93H92ZM103 92V91H102ZM127 92H125V93H127ZM152 92V93H153ZM196 92V91H195ZM200 92V91H199ZM206 92H204L203 94H205L204 95V98L205 99H201V97H199V96H197V95H195L196 93H194V95H193V98L196 96L197 98H199V99H197V100H199L200 101V99H201V101H200V103H199V105L201 104V102H203L204 100H207V98H209V96H210V94H209V96H208V93L206 94ZM9 93V92H8ZM36 93V92H35ZM56 93L57 94H59L61 97H66L67 96V92L65 91V90H63V89H58V90H56ZM55 93V94H56ZM68 93H69V91H68ZM74 93V92H73ZM97 93H100V91L99 92H97ZM127 93V94H128ZM135 93H136V91H135ZM134 93V94H135ZM155 93H156V91H155ZM164 93V92H163ZM171 93H173L172 91H171ZM182 93V92H181ZM181 93H179V91H178V93L176 92V94H181ZM257 93V92H256ZM256 93L255 94H253V95H256ZM16 94V93H15ZM18 94H19V92H18ZM22 94L19 96V97H21V100H23L22 99ZM32 94V93H31ZM49 94H52L51 92L49 93L48 92V95ZM107 94V93H106ZM110 94H111V92H110ZM117 94V93H116ZM126 94V95H127ZM137 94V93H136ZM136 94L134 95V96H136ZM175 94V93H174ZM216 94H217V96H216ZM42 94L40 93V96H41ZM58 95V96H59ZM85 95H87V94H85ZM120 95H121V92H120ZM119 94H118V98H119V96H120ZM123 95H124V93H123ZM125 95V96H126ZM129 95H127V97L129 96ZM139 95V94H138ZM151 95V94H150ZM167 95V97H169L168 96V94H166ZM166 95H162L161 97H162V100L160 99L159 101H157L158 103H159V106H157L158 107V110H159V108H161V106H160V104L162 105V103L164 102V100H163V96H165L166 97ZM178 95V96H179ZM186 95V94H185ZM201 95V94H200ZM18 96V95H17ZM30 95H27V97H29ZM34 96V95H33ZM35 96H37V94L35 95ZM40 96L38 97L39 99H40ZM43 96V95H42ZM41 96V97H42ZM53 96V95H52ZM57 96V95H56ZM60 96L58 97V98H60ZM90 96H93L92 97V99H96L94 102H93V104H96V105H98V102L100 101V99H102L103 97H104V95H102V97L99 99V101H98V98L96 97V95H95V97H94V95H90ZM90 96H87V97H89L90 98ZM98 96V95H97ZM110 96V95H109ZM113 96V95H112ZM125 96H123V97H125ZM181 96H183V95H181ZM186 96H188V95H186ZM186 96H184V97H186ZM216 96V97H215ZM256 96H259L258 94L256 95ZM255 96V97H256ZM31 97H32V95H31ZM30 97V98H31ZM81 97V96H80ZM108 97V96H107ZM114 97H116V96H114ZM121 97V96H120ZM130 97H132V96H129L128 98H130ZM137 97V96H136ZM136 97L134 98L135 99V101H134V99H132L131 101H134V102H132L131 103V101L129 102V104L131 103L132 105H133V107L132 108H134V112H135V107H136V109L138 110L139 108H137L138 107V104H135V102L136 101H138L139 100V98H137L138 100H136ZM139 97V96H138ZM161 97H159V98H161ZM190 97H192V95H189V99H190V101L188 102V104L190 105V107H188V104H187V106H186V103H185V109L187 110V112L189 111V112H191L190 111V108H192L191 106V102L194 100H196V99H191ZM262 97V96H261ZM30 98L28 99V100H30ZM33 98V97H32ZM44 98V97H43ZM49 98V97H48ZM71 98V97H70ZM79 98V97H78ZM108 98H110V97H108ZM107 98V99H108ZM117 98V97H116ZM115 98V99H116ZM142 98L143 97H140V100H142ZM154 98H156L155 96H154ZM172 98V97H171ZM178 98V99H177ZM176 99H177V101H179L180 100V98L179 97H177ZM20 99V98H19ZM26 99V98H25ZM46 99H47V97H46ZM54 99V98H53ZM55 99H56V97H55ZM72 99V98H71ZM71 99H69V100H71ZM85 99H87V98H85ZM84 99V100H85ZM91 99V98H90ZM104 99H106L105 97H104ZM111 99V98H110ZM110 99H109V101H110ZM127 99V98H126ZM144 99V98H143ZM185 99V98H184ZM260 99V96H259V98L257 99V101ZM48 100V99H47ZM58 100V99H57ZM62 100L63 99H61V101L60 100H58L59 102H54V103H57V105H58V103H60V102H62ZM75 100H76V97L74 98V101H73V103H70V104H74V102H75ZM147 100V99H146ZM145 100V101H146ZM169 100V99H168ZM172 100H173V98H172ZM172 100L171 101H169V102H171L172 103ZM192 100V101H191ZM27 101V100H26ZM64 101V100H63ZM77 101V103H78V100H76ZM80 101V100H79ZM98 101V102H97ZM108 100H106L105 101V104L103 103V105H106L107 103H109V101L107 102ZM111 101H114V99L112 100L111 99ZM144 101V100H143ZM144 101V102H145ZM154 101V103H156L157 104V102H155V99L153 100ZM176 101V102H177ZM264 101V100H263ZM262 101V102H263ZM65 102V101H64ZM70 102V101H69ZM104 102V101H103ZM107 102V103H106ZM119 102V99L118 100H116V104ZM150 102V101H149ZM152 102V101H151ZM150 102V103H151ZM162 102V103H161ZM174 102H175V100H174ZM175 102V103H176ZM196 102V101H195ZM53 103V104H54ZM66 103H68V102H66ZM66 103H64L62 106H63V109H64V111L66 112L67 110L65 109L67 106L65 105ZM81 103V102H80ZM101 103H102V100H101ZM101 103H99V105L101 104ZM134 103V104H133ZM140 103H143L142 101L140 102ZM171 103H169V105L171 104ZM174 103V105L172 104V106L174 107L176 104ZM52 104V105H53ZM61 104V103H60ZM70 104H68V105H70ZM111 104V103H110ZM114 104V103H113ZM115 104V105H116ZM130 104V105H131ZM149 104V103H148ZM147 104V101H146V104H144L143 103V108H144V106H145V108H146V105H148ZM155 104V105H156ZM184 104V102L182 103V104H179V106L180 105H183ZM208 104V103H207ZM64 105L66 106L65 108H64ZM78 108V110H80L79 108H84L85 109V107L84 106H82L81 104H75ZM79 105H80V107H79ZM89 105V104H88ZM87 105V106H88ZM91 105V104H90ZM96 105H91V107H96ZM115 105H112V106H115ZM120 105H121V107H122V104H121V102H120ZM127 106H129V107H131L130 105H128V103L126 104ZM126 105L125 106H123L122 107V109H124V107H126ZM135 105H137V106H135ZM141 105V104H140ZM165 105H168V101L166 100L165 101ZM164 105V106H165ZM212 105V104H211ZM55 106V105H54ZM53 106V107H54ZM59 106V105H58ZM73 106V105H72ZM102 105H100L99 107L100 108H102L101 107ZM106 106H108V104L106 105ZM112 106H111V108H112ZM135 106V107H134ZM171 106V105H170ZM176 106H178V105H176ZM203 106H205V105H203ZM202 106V107H203ZM69 107V106H68ZM67 107V108H68ZM70 107H71V105H70ZM73 107H75V106H73ZM98 107V106H97ZM96 107V109L97 110H99L98 108ZM116 107V106H115ZM117 107H118V104H117ZM116 107V108H117ZM128 107V108H129ZM150 107H151V105H150ZM154 108H155V111H152V112H154L153 113V119H156V122H157V120H158V117H159V115H161V112L163 111L162 109H160V111H158L157 110V107L156 106H153ZM153 107H151V108H153ZM206 107H208L207 105H206ZM213 107V106H212ZM216 107V108H217ZM258 107L260 108V110H262L261 108L262 107H260V104L258 103ZM258 107H254V109L256 108H258ZM58 108V107H57ZM62 108V107H61ZM72 108V107H71ZM88 108V107H87ZM105 108V109H104ZM103 108V110L102 111H104V110H106V108L107 107H104ZM128 108L126 109V110H128ZM175 108V107H174ZM178 108V107H177ZM264 108V107H263ZM2 109V108H1ZM54 109V108H53ZM59 109V108H58ZM74 109H76V108H74ZM92 109V108H91ZM90 109V110H91ZM108 109H109V107H108ZM120 109V108H119ZM167 110V108H164V110ZM171 108H169V110H170ZM183 109V108H182ZM189 109V110H188ZM194 109H196V108H194ZM220 109V110H219ZM82 111H83V109H81ZM96 110V111H97ZM101 110V109H100ZM113 110V109H112ZM111 110V111H112ZM141 110H142V108H141ZM145 109H143V111L142 112H140V114H143V116L142 117H146L147 116V113H146V115H145V113H143V112H146V111H144ZM148 110V109H147ZM156 110L158 111V112H156ZM201 110H203L202 108H201ZM200 109H198V110H196L195 111V113H194V110L192 109V112H193V116H194V114H195V116H198V113L197 112H199V111H201ZM59 111V110H58ZM75 111V110H74ZM108 111L109 110H107V113H105V114H112L111 112H109L108 113ZM114 111H115V113H116V110L114 109ZM113 111V112H114ZM125 111V110H124ZM168 111V110H167ZM172 111H173V108H172ZM183 111H184V109H183ZM209 111H211V110H207V112H209ZM255 111V110H254ZM3 112H4V109H3ZM60 112V111H59ZM75 112H77V110L75 111ZM91 112V111H90ZM93 112L94 113H96L94 110H93ZM93 112H92V114H93ZM98 112H101V111H98ZM97 112V113H98ZM119 112H120V110H119ZM122 112V111H121ZM169 112V111H168ZM175 112V111H174ZM192 112L190 113V116L192 115ZM226 112V113H227ZM233 112H235V111H233ZM233 112H232V115H233ZM256 112V111H255ZM262 112H263V110H262ZM68 113H69V111H68ZM68 113H67V115H68ZM70 113H71V109H70ZM96 113V114H97ZM104 113V112H103ZM103 113H101V114H103ZM128 113V112H127ZM151 113V112H150ZM164 113V112H163ZM162 113V114H163ZM170 113V112H169ZM168 113V115H171V114H174L175 115V113H170L169 114ZM178 113H181V112H179L178 111ZM177 113V114H178ZM183 113V112H182ZM225 113V112H224ZM261 113V112H260ZM7 114V113H6ZM101 114H98V115H101ZM104 114V115H105ZM114 114V113H113ZM112 114V115H113ZM119 114H121V113H119ZM135 114H137V112L136 113H133V116H132V114H128V115H131V119H132V117L134 118V119H138V118H135L134 117V115ZM139 114V115H140ZM197 114V115H196ZM235 114V113H234ZM243 114V113H242ZM71 115V114H70ZM94 115V114H93ZM98 115H95L96 116V119L99 117ZM115 115V114H114ZM122 115L124 116V114L122 113ZM126 115V114H125ZM145 115V116H144ZM152 115V114H151ZM188 115H189V113H188ZM208 115H210V113H208ZM213 115V114H212ZM236 115H238V114H236ZM72 116V115H71ZM75 116H76V114H75ZM117 116H118V114H117ZM184 116H186V117H184ZM182 115V119H183V117L185 118V121H184V123L188 120V117H190V116H187V115ZM193 116H191L192 118H193ZM204 116V115H203ZM203 116H201V117H203ZM220 116V114L219 115H217V120L219 119L218 117ZM239 116L240 115H238V116H236V117H238V119H236V120H239L240 118H239ZM255 116H257L256 114H255ZM258 116H260V115H258ZM67 117V116H66ZM70 117V116H69ZM73 117V116H72ZM101 118H102V115L100 116ZM107 117V116H106ZM105 116H104V118H106ZM112 117V116H111ZM119 117V116H118ZM117 117V118H118ZM122 117V116H121ZM126 117V119H128L127 117L128 116H125ZM137 117V116H136ZM173 117V116H172ZM179 117H180V115H179ZM179 117H176V121L175 122H177V120H179ZM204 117H209V116H204ZM202 118L203 119V121H204V119L205 118ZM210 117H212L211 115H210ZM233 117V116H232ZM252 117H253V115H252ZM252 117H250V118H252ZM261 117V116H260ZM260 117H257L256 119L258 120V119H260L261 120V118ZM116 118V117H115ZM140 118V117H139ZM151 119H152V116L150 117ZM161 118V117H160ZM170 118V117H169ZM180 118V119H181ZM187 118V119H186ZM195 118V117H194ZM9 119V118H8ZM99 119V118H98ZM103 119V118H102ZM126 119H122V120H125L126 121ZM147 120H148V117L146 118ZM145 118H144V120L145 121H147ZM162 119V118H161ZM165 119V118H164ZM171 119H173V118H171ZM181 119V120H182ZM191 119V118H190ZM249 118H247V120H248ZM263 119H264V115H263ZM103 120H105V119H103ZM118 120V119H117ZM121 120V119H120ZM140 121H142L141 119H139ZM181 120H180V122H181ZM184 120V119H183ZM182 120V121H183ZM192 120V119H191ZM246 120V121H247ZM250 120V119H249ZM70 121V120H69ZM79 121V120H78ZM100 121V120H99ZM128 121H129V119H128ZM137 121V120H136ZM131 121V123L133 122L134 124H136L137 122H139V121ZM149 121H150V119H149ZM154 121V120H153ZM173 121V123H175ZM190 121V120H189ZM194 121H197V120H195L194 119ZM209 120H207V122H208ZM211 121H213V120H211ZM215 116H214V123L212 124V122H211V124H210V122H209V124L208 123H206V122H204V123H206V126H207V124H208V126L207 127H209L207 130H208V133H205V132H207V131H205V129L203 128V127H200V128H203L202 129V131H201V129H200V131L202 132V133H204V134H206V135H201V136H205L204 138H206V139H208V140H206L205 139V141L202 143V142H200V138H199V136H197V135H199V133L198 132H196V131H194L193 132V134H195V136L193 135V134H191L189 131L190 130H192V129H190L189 128V130H187L188 128H187V124H186V126H184V123L182 122V123H180L179 125L180 126H177V128H176V130H174L173 128L174 127H170V123H168L169 124V128H171L172 130L170 131V136L168 135V138L170 137H172V139H167V140H169L168 141V143H166L165 141H164V143H166L164 146H161L160 148L162 149V150H160V148L158 147V149H159V153H157V154H161L162 152L161 151H163V149L164 150H166L167 148H166V146H168V144H170V146L171 145H173L174 147H170L169 146V150H168V152L167 151H164V152H166V153H169L170 152V155H168V156H170L169 157V162L171 163V164H173V165H178L179 163H181V161H183V163H185V165L186 166H188V168H189V166H192L193 165V163H191L192 162V160H193V162H194V165H193V167H191L190 168V172L194 169V171L195 170H198V172L201 174V172H203L204 171V169H207V168H204L206 165H205V163L204 162H206V164H208L207 165V167L209 166V165H211L210 164V162L213 160V158H211V160H209L210 162L208 163V161H207V158H209L208 157V155H207V153H210V155H213V152L212 151H210V149H212L211 147H210V141L209 140H211V142L213 141V140H217V138H219L221 135H222V133H224L225 132V129L227 128V127H230L231 128V125L229 126V124H230V122L228 121V125L227 124H223L222 123V125H223V129L221 128V135H220V133H219V137H217V138H213V137H211L210 136V134L212 135V128H216L215 130L213 129V131H215L216 132V134L218 133L217 132V130L220 128H217V127H215L214 125H215ZM230 121H231V119H230ZM234 121V120H233ZM243 121V123H244V121L245 120H242ZM65 122H66V119H65ZM68 122V121H67ZM71 122H75V121H73V120H71ZM76 122H77V120H76ZM123 122V121H122ZM122 122H120V125L122 124ZM142 122H144V121H142ZM159 122V121H158ZM162 122L164 123H158L159 124V126H160V130H164V128H165V125H166V121H164L163 119H162ZM192 122H193V120H192ZM202 122V121H201ZM248 122H250V121H248ZM92 123V122H91ZM94 123H95V121H94ZM119 120H118V122H117V125H118V127H120L119 126ZM125 123V122H124ZM127 123V122H126ZM130 123V122H129ZM129 123H127V126H128V128H131L132 126H130L129 127ZM141 123V122H140ZM172 123V124H173ZM219 123H221V121L219 122ZM233 123V122H232ZM67 124V123H66ZM69 124H72V126H74L73 124H75L78 128H79V126L81 125L80 123H78L79 125H77V123H69ZM112 124H113V122H112ZM138 124V123H137ZM137 124L135 125V126H137ZM145 124V123H144ZM149 124H151V121H150V123ZM156 124V123H155ZM155 124H152V126L151 127H154V125ZM178 124V123H177ZM235 126L237 125V124H235V123H233ZM241 124H242V122H241ZM263 124V123H262ZM96 125V124H95ZM102 126H103V122H102V124H101ZM107 125H108V123H107ZM110 125V124H109ZM108 125V126H109ZM115 125V124H114ZM117 125H115L113 128L115 129L116 127H117ZM174 125V124H173ZM190 125V123L188 124V126ZM191 125H193L192 127H194V125L195 124H191ZM198 125V124H197ZM221 125V126H222ZM224 125H227V127L226 128H224ZM246 125H247V123L245 124V129H246ZM248 125H251V126H249V127H253V125L252 124H248ZM247 125V126H248ZM258 125V124H257ZM259 125H261L260 123H259ZM82 126V125H81ZM88 126H90V125H88ZM104 126L105 127H107L106 126V124H104ZM111 126V127H110ZM109 127H107V129L109 128H111L112 129V126L113 125H110ZM123 126V125H122ZM124 126H125V124H124ZM127 126H125V128L127 127ZM141 126V127H140ZM140 126H138L137 127V129H139V127L143 130V128H144V126H143V128H142V125H140ZM146 126H148V124L146 123ZM149 126V128H151ZM156 126H157V124H156ZM155 126V128H152L151 129V131H153V133H154V131L156 132L155 134H156V137H158L159 135H158V127L159 126H157L156 127ZM203 126V125H202ZM211 126V127H210ZM91 127V126H90ZM89 127V128H90ZM95 127V126H94ZM191 127V128H192ZM248 127V129H250ZM257 127H259V126H257ZM75 128V127H74ZM78 128H76V130H77V132H78ZM124 128V129H125ZM128 128H126L125 129V131L128 129ZM234 128V127H233ZM241 128H243V125H242V127ZM255 128H256V125H255ZM81 129V128H80ZM82 129H83V126H82ZM85 129V128H84ZM111 129H110V131H111ZM117 129H119V128H117ZM116 129V130H117ZM124 129H123V132H124ZM144 129H146L147 130V128L145 127ZM154 129H157V130H154ZM166 129V128H165ZM196 129V128H195ZM210 129V130H209ZM229 129V128H228ZM228 129H226V133H227V131H228ZM69 130H71V129H69ZM75 130V129H74ZM90 130V129H89ZM88 130V131H89ZM115 130V131H116ZM122 130V129H121ZM135 130H136V128H135ZM167 130H168V128H167ZM166 130V131H167ZM204 130V131H203ZM247 130V129H246ZM251 130V129H250ZM72 131V130H71ZM87 131V130H86ZM91 131V130H90ZM92 131H94V130H92ZM109 131V132H110ZM112 131H114V130H112ZM112 131H111V133H112ZM114 131V132H115ZM119 131V130H118ZM117 131V132H118ZM137 131V130H136ZM136 131H135V133H134V135H136V138H137V133H136ZM169 131V130H168ZM167 131V132H168ZM193 131V130H192ZM198 131V130H197ZM209 131H210V134H209ZM220 131V130H219ZM243 131H244V129H243ZM80 132V131H79ZM122 132V133H123ZM141 132H144V130L143 131H141ZM149 132H150V129H149ZM173 132H176V133H174V135H173ZM178 132V133H177ZM215 132L213 133L214 134V136H215ZM245 133H247L246 131H244ZM251 132V131H250ZM261 132H263L262 130H261ZM59 133V135H61L60 134V131L58 132ZM72 133H73V131H72ZM99 133V132H98ZM104 133H105V131H104ZM120 133V132H119ZM118 133V134H119ZM121 133V134H122ZM126 133H128L127 131H126ZM126 133L124 134V135H126ZM146 132H144V133H141V137H139L140 138V140H141V138H143V136L142 135H144ZM161 133V131L159 132V134ZM165 133V132H164ZM201 133V134H202ZM253 133V132H252ZM251 133V134H252ZM264 133V132H263ZM71 134V133H70ZM77 134H79V133H77ZM83 134V132H81V134H79V135H81V136H83L82 135ZM89 134V133H88ZM105 134H107V133H105ZM104 134V135H105ZM109 134V133H108ZM107 134V135H108ZM113 134V133H112ZM155 134H153V135H155ZM166 134H168V133H166ZM197 134V135H196ZM209 134V135H208ZM244 134V133H243ZM261 134L262 133H260V135L259 136H261ZM53 135H55V134H53ZM79 135H77V136H79ZM87 135V134H86ZM92 135V134H91ZM104 135H103V137H102V139H104V138H106V135H105V137H104ZM116 135V134H115ZM129 135V134H128ZM149 135V134H148ZM164 135V137H165V134H163ZM162 135V136H163ZM225 135V134H224ZM234 135H236V133L234 134ZM2 136V135H1ZM97 136V135H96ZM110 137H111V135H109ZM117 136V135H116ZM116 136H114V137H116ZM119 136V135H118ZM151 138L153 137L152 136V132H151ZM149 136V137H150ZM209 136V138H207V137ZM217 136H218V134H217ZM226 136V135H225ZM243 136V135H242ZM252 136V135H251ZM63 137V136H62ZM71 138H73V137H75V136H73V134L70 136ZM69 137V138H70ZM83 137H85V136H83ZM95 137V136H94ZM94 137H92V138H94ZM114 137H111V138H114ZM120 137V136H119ZM118 137V138H119ZM124 137V136H123ZM134 137V136H133ZM202 137V138H203ZM216 137V136H215ZM222 137V136H221ZM262 137H264V135L262 136ZM68 138V139H69ZM71 138L69 139V142H70V144H72L73 145V142H75V140L71 143ZM109 138V137H108ZM107 138V139H108ZM111 138H109L107 141H109V140H111ZM118 138H116V140L118 139ZM126 139H127V135H126V137H125ZM135 138V137H134ZM135 138V139H136ZM147 138V137H146ZM159 138V137H158ZM201 138V139H202ZM229 138H230V136H229ZM240 138H242V137H240ZM246 137H244V141L246 142L247 140L245 139ZM1 139V138H0ZM78 139H79V137H78ZM121 139H123V138H121L120 137V140ZM133 139V138H132ZM135 139H133V141L135 140ZM243 139V138H242ZM259 139V138H258ZM261 139V138H260ZM2 140V139H1ZM0 140V141H1ZM51 140V139H50ZM49 140V141H50ZM63 140H65V142L67 141L66 139H63ZM94 140H96L95 138H94ZM130 140H131V138H130ZM146 140V139H145ZM148 140V139H147ZM204 140V139H203ZM224 140H225V138H224ZM227 140H229V139H227ZM230 140H231V138H230ZM233 140V139H232ZM231 140V141H232ZM263 140H264V138H263ZM48 141V143L50 144V143H53V142H49ZM123 141V140H122ZM122 141H120V142H122ZM132 141V142H133ZM137 141L138 140H136V143L135 142H133V145H135L136 146V144H137ZM153 141L155 142H157V138H154V139H151V145H152V148H155L156 146H154L153 145ZM171 141L172 142H174L173 144H171ZM208 141V142H207ZM236 141H238V140H236ZM249 141V140H248ZM77 142L79 143L80 142V140H77ZM81 142H82V144L84 145L85 143H83V139H81ZM87 142H88V140H87ZM86 142V143H87ZM90 142V141H89ZM89 142H88V144H89ZM92 143H93V139H92V141H91ZM90 142V145L92 144ZM99 141H94V143L93 144H97ZM102 142V141H101ZM111 142V144H113L112 143V141H110ZM110 142H108V143H110ZM113 142H115L114 140H113ZM131 142V141H130ZM130 142H128V143H130ZM139 142V141H138ZM141 142V144L144 142V141H140ZM147 142H149L148 144H150V141H147ZM155 142V143H156ZM160 142H161V140H160ZM218 142V140L216 141V143ZM219 142H222V144H223V141H222V139H221V141L219 140ZM225 142V141H224ZM228 142V141H227ZM232 142H234V141H232ZM262 142V141H261ZM1 143V142H0ZM62 143V142H61ZM76 143V142H75ZM105 141L102 143L103 145H104V147H107V146H105ZM161 143H163V139H162V142ZM160 143V144H161ZM201 143L203 144V145H201ZM207 143V144H206ZM228 143H230V142H228ZM227 143V144H228ZM66 144H68V143H66ZM77 144V143H76ZM101 144V145H102ZM110 144V145H111ZM115 144V143H114ZM121 144V146H122V143H120ZM123 144H125V146H128L129 147V144H126V140H124V143ZM144 144V143H143ZM147 144V143H146ZM147 144V145H148ZM157 144H159V142L157 143ZM160 144L158 145V146H160ZM206 144V145H205ZM226 144V145H227ZM238 144H239V142L237 143V146L236 147H238ZM248 144V143H247ZM246 144V145H247ZM261 144V143H260ZM260 144H258L259 146H260ZM30 145V144H29ZM28 145V146H29ZM50 145H52V144H50ZM71 145V146H72ZM79 145H80V147H79ZM79 145H77V147H79V148H81V144H79ZM99 144H97L95 147H93V146H90V148L91 149H88L87 151H85L84 150V152L83 153H86V152H91V154H92V150H93V148H96L97 146H98ZM107 145V144H106ZM214 145V147H215V145H217V144H213ZM212 145V146H213ZM236 145V144H235ZM245 145V144H244ZM33 146V145H32ZM43 146H45V150H47V146L45 145V143L43 144ZM70 146V145H69ZM70 146V147H71ZM84 146H86V144L84 145ZM100 146V145H99ZM98 146V147H99ZM109 146V145H108ZM121 146H116V148L114 149L115 151H119L118 153L120 154V155H122V153H120V150H121ZM125 146L124 147H122V148H124L123 150H125V151H127V149H125ZM140 147H141V145H139ZM202 146L203 147H205L206 148V158H205V154H204V151L201 149L202 148ZM249 146H250V144H249ZM252 146H255V143L254 144H252ZM51 147V146H50ZM52 147H60V149L61 148H63L61 145L60 146H58V145H55L54 146V144H53V146ZM51 147V148H52ZM87 147V146H86ZM93 147V148H92ZM118 147H120V149L118 148ZM134 147V146H133ZM137 147H138V144H137ZM150 147V146H149ZM213 147V148H214ZM219 147H221L220 145L218 146V148ZM242 147V146H241ZM262 147V146H261ZM260 147V148H261ZM76 148V147H75ZM108 148V147H107ZM106 148V149H107ZM113 148V147H112ZM135 148V147H134ZM144 148H145V146H144ZM217 147L215 148V149H217V150H219ZM222 148V147H221ZM233 148V147H232ZM249 148V147H248ZM262 148H264V147H262ZM20 149V148H19ZM18 149V150H19ZM31 149H33V147L31 148ZM31 149H30V151H31ZM52 149H55V148H52ZM64 149H66V150H64ZM69 150H71L70 148H68ZM101 149H103V147H101V148H99L98 150H101ZM104 150L103 149V151H102V153H105L104 155H106L107 153V150L109 149H107V150ZM141 149V148H140ZM139 149V150H140ZM204 149V148H203ZM223 149H225V151H227L226 149H228V148H222L221 149V151L223 150ZM239 149V148H238ZM243 149V150H242ZM241 150L242 151H244L245 149L244 148H242ZM43 150V149H42ZM45 150L43 151L44 153H45ZM62 151H66V153H69L70 154V152L71 151H69L68 152V150H67V148H63V149H61ZM73 150V149H72ZM95 150V149H94ZM93 150V151H94ZM110 150V149H109ZM112 150V149H111ZM111 150H110V152H111ZM142 150H143V148H142ZM146 150V149H145ZM205 150V149H204ZM230 150V149H229ZM251 150H253L254 151V148L253 149H250L249 151H251ZM27 151H29L28 150V148H27ZM30 151H29V153H30ZM54 151V150H53ZM74 151V150H73ZM104 151H106V152H104ZM129 151V150H128ZM133 151V150H132ZM141 151V150H140ZM148 151H150V149L148 150ZM220 151V152H221ZM224 151V150H223ZM235 151V150H234ZM241 151V152H242ZM247 151V150H246ZM252 151V152H253ZM263 151H264V149H263ZM263 151H261V152H263ZM41 153V154H39L40 155V157H39V155L36 157V159H35V161L37 160V164L39 165L40 164V162L42 163V161H41V158H42V160L45 158V157H47L46 159H48V157L49 156H46L44 153ZM56 152V151H55ZM59 152V151H58ZM57 152V153H58ZM61 152V151H60ZM59 152V153H60ZM81 152V151H80ZM79 152V153H80ZM109 151H108V154L110 153ZM146 152H147V150H146ZM146 152H144L143 153V151H142V153L141 154H151V152H148V153H146ZM153 152V151H152ZM154 152H155V149H154ZM228 152V151H227ZM240 152V153H241ZM245 152V151H244ZM257 152H258V150H257ZM256 152V153H257ZM28 153V154H29ZM56 153V154H57ZM74 153H75V151H74ZM127 153V154H126ZM134 153V155H137V154H139L140 152H138V150H137V152L135 151V152H133ZM216 153V152H215ZM218 153V152H217ZM239 153V154H240ZM249 153H251V152H249ZM254 153V152H253ZM26 153H24V155H25ZM44 154V158L42 157V155ZM77 154V153H76ZM95 154V152L92 154V155H94ZM100 156H101V151H100ZM125 155H127V157L130 159V157L131 156H133V154L132 155H129L128 156V152H125L124 153ZM123 154V156H125ZM141 154H139V155H141ZM223 154H225V153H223ZM232 153H230V155H231ZM242 154V153H241ZM243 154H245V153H243ZM258 154H259V152H258ZM20 155V154H19ZM63 155V154H62ZM66 155V154H65ZM72 157H73V155L72 154H70ZM69 155V156H70ZM86 155V154H85ZM98 155V154H97ZM119 155V156H120ZM139 155H137V156H139ZM152 155H153V153H152ZM156 155V154H155ZM159 155H157L158 157H159V159H160V162H162V159H164L163 157H165L164 155H166L165 153L163 154H161L162 156H161V158H160V156ZM220 155V154H219ZM218 155V156H219ZM250 155H254V154H250ZM257 155V154H256ZM260 155V154H259ZM22 156V155H21ZM26 156H27V154H26ZM69 156H67L68 157V159H67V163H71V162H73L72 160H71V157H69ZM80 156H82L81 155V153H80ZM84 156V155H83ZM83 156L82 157H80V158H83ZM115 156V155H114ZM118 156V155H117ZM142 156V155H141ZM140 156V160H141V157ZM151 156V155H150ZM214 156V155H213ZM212 156V157H213ZM228 156L229 155H227V158H228ZM241 156V155H240ZM13 157V156H12ZM31 156H28V158H30ZM32 157H34V156H32ZM111 157V156H110ZM154 155H153V157H151L152 159H154ZM225 157V156H224ZM232 157H234L233 156V154L231 155V157H229V158H231V159H233ZM238 157V156H237ZM243 157V156H242ZM252 157H254V156H252ZM14 158V157H13ZM18 159V157H16L15 156V158L14 159ZM27 158V159H28ZM53 157H51V159H52ZM61 158H62V156H61ZM70 158V159H69ZM79 158V160H81ZM89 158H90V156H89ZM102 158H107V155H106V157L105 156H103ZM127 158V160L129 161V159ZM138 158V157H137ZM135 159V161L137 160L138 162H139V165H140V161H139V159ZM166 158H168V157H166ZM241 158V157H240ZM244 159H246L245 157H243ZM243 158L240 160V161H242L243 160ZM247 158H249V156L247 157ZM251 158V157H250ZM27 159H23L22 160V162L23 163H25L26 164V161H27ZM73 159V158H72ZM108 159H109V157H108ZM116 158H114V160H115ZM117 159H120L119 157H117ZM205 159H206V161H205ZM216 159V158H215ZM255 159V158H254ZM259 159V157L257 158V156H256V163H257V160ZM75 160V162L77 161V159L75 158L74 159ZM79 160L76 162L78 165L81 163V162H79ZM89 160V159H88ZM90 160H92V158L90 159ZM96 160V159H95ZM103 160V159H102ZM113 160V161H114ZM187 160H190L189 162L187 161ZM250 159H247V162H245L248 166H249V168H251V164H248V162H250L249 161ZM25 161V162H24ZM29 161H32L31 160V158H30V160ZM35 161H34V163H35ZM60 161H61V159H60ZM108 161V160H107ZM132 161V165L130 164V162ZM131 161H129V162H127V163H129V166H131L130 167V169L132 168V171L134 172V169L136 168V167H139L137 164V162H135V163H137L136 164V167L134 168V166H133V164L135 165V163H134V159H132ZM158 161V160H157ZM156 161V162H157ZM166 161V160H165ZM217 161H219V160H217ZM221 161V160H220ZM227 161V160H226ZM228 161H230V159H228ZM227 161V162H228ZM260 161V160H259ZM33 162V161H32ZM75 162H73V163H75ZM97 162V161H96ZM112 162V161H111ZM167 162H168V160H167ZM186 162H187V164H186ZM224 162V161H223ZM226 162V163H227ZM233 162V161H232ZM239 162V161H238ZM254 162H255V160H254ZM263 162H264V160H263ZM16 163V162H15ZM31 163V162H30ZM35 163V164H36ZM57 163V162H56ZM65 163V162H64ZM63 163V164H64ZM69 163V164H70ZM87 163H90V162H87ZM86 163V165L88 166V164ZM97 163H99V164H97ZM97 163H92L91 162V166H97V167H100V163L101 162H97ZM157 163H159V162H157ZM226 163L224 164V168H225V170H224V172H220L221 174L219 175V177H217L216 179H218V182L221 184H219L220 186H222L223 185V187H224V189L223 190H225L226 192L225 193H227V194H225V195H228L229 196V201H231L232 202V206H236V207H234V211L235 210H237L238 208L237 207H239V206H246V205H248V203H249V205H250V202H247L246 200H248V192H246V186L248 187H250L252 184L254 185V183H252V181L254 182V180H257V179H254L253 177L251 178V175H253V170H254V168H253V170H252V174H250L246 169H245V166H246V164H245V166H244V164L242 165V166H244V167H242V166H239V165H236V164H234L235 163V161H234V163H232V165L230 166V164H229V167H227L228 165H226ZM237 163V162H236ZM243 163V162H242ZM259 163V162H258ZM18 164V163H17ZM22 164V163H21ZM33 164V163H32ZM31 164V166H33ZM54 164V163H53ZM59 164H60V162H59ZM59 164H57V167H58V165ZM62 164V163H61ZM61 164L59 165V166H61ZM72 164V163H71ZM113 164H114V162H113ZM117 164V163H116ZM116 164H114L115 166H116ZM153 164V163H152ZM154 164H156V163H154ZM163 164V169H164V162L162 163ZM190 164V165H189ZM202 165V166H200V165ZM212 164H214V163H212ZM234 164V165H233ZM262 164V163H261ZM38 165H37V167H38ZM54 165H56V164H54ZM74 166L73 167H75V165L76 164H73ZM89 165V169H90V166ZM104 165V164H103ZM103 165H101V168H102V170L104 169L105 170V167L103 166ZM113 165V166H114ZM149 165H151V163L149 164ZM172 165V166H173ZM181 165H182V167H183V164L181 163ZM254 165V164H253ZM252 165V166H253ZM3 166V165H2ZM26 166H28V165H26ZM144 167H145V165H143ZM156 167H157V165H155ZM248 166H247V168H248ZM262 166H263V164H262ZM22 167H24V165H22ZM36 167V166H35ZM37 167H36V169H37ZM40 167H42L43 168V166H41L40 165ZM40 167L38 168V169H40ZM48 167V166H47ZM50 167V166H49ZM52 167V166H51ZM67 168H69L70 167V165H69V167H68V165L66 166ZM66 167H64V166H61V168H62V170L64 169V171H65V169H66ZM72 167V166H71ZM78 166L76 165V169H73V171H75V170H78V168H80V167H78ZM82 167H84L85 168V171H88V168L86 169V167H85V165L83 166L82 165ZM104 167V168H103ZM109 167H110V165H109ZM112 167V166H111ZM161 167V166H160ZM169 167H171L170 165H169ZM168 167V165H167V167H166V165H165V168H169ZM181 167V168H182ZM199 167H200V170H201V168H204V169H202L203 171H199ZM20 168V167H19ZM26 168V167H25ZM53 168V167H52ZM140 168V167H139ZM139 168L137 169V170H139ZM147 168H148V166H147ZM158 168V167H157ZM212 168V167H211ZM22 169H24V168H22ZM83 169V168H82ZM95 169V168H94ZM129 169V171H130V173H131V170ZM153 169H154V167H153ZM152 169V170H153ZM156 169V168H155ZM170 169H172V168H170ZM170 169H167V170H164L163 172H161V171H159V172H161L162 174H164L165 175V173H167V171H169ZM174 169V168H173ZM213 169V168H212ZM216 169H217V167H216ZM252 169V168H251ZM258 169V168H257ZM15 170V169H14ZM41 171H37L36 172V175L34 174H32L33 176H36L35 178V180L37 181L38 180V178H39V175H37L38 174V172L41 174V172H42V169H40ZM55 170V169H54ZM58 170H59V167H58ZM72 170V168L70 169H66V171H70L69 173H67L68 175L69 174H72L71 172H73V171H71ZM93 170V167H91V171ZM96 171H97V169H95ZM101 170V171H102ZM108 170H111V168H108L106 171H104L103 172V174L105 175V176H103L102 174V179L104 180H102V179H100L101 181H103V182H105V178L107 179V173L106 172H108V174L111 172H109ZM116 170V169H115ZM121 170H123V169H121ZM148 170H149V168L147 169V171L146 172H148ZM159 170V169H158ZM162 170V169H161ZM177 170H179V167H178V169H175V172H176V174H178V171ZM182 170H183V168H182ZM181 170V172H183ZM185 171H186V173H188V175L190 174V172H189V170L186 168V169H184ZM223 170V169H222ZM221 170V171H222ZM256 170V169H255ZM259 170V169H258ZM25 171H28V170H25ZM45 170H44V168H43V172H44ZM49 171H51V173H53L54 171H53V169L52 170H48V172ZM53 171V172H52ZM61 171V170H60ZM59 171V172H60ZM63 171V172H64ZM140 171V170H139ZM138 171V172H139ZM143 171V170H142ZM157 171V170H156ZM205 171H208V170H205ZM204 171V172H205ZM209 171H211V170H209ZM33 172H35V170L33 169ZM59 172H57L58 174H59ZM76 172V171H75ZM82 171L81 170H79V173H81ZM100 172V171H99ZM115 172H117V170L116 171H114L113 170V173H115ZM126 172H128V170H126ZM136 172V171H135ZM141 172V171H140ZM151 172V171H150ZM153 172V171H152ZM158 172V171H157ZM175 172L174 173H172V170H171V173L172 174H174V176H176V174H175ZM193 172V171H192ZM192 172H191V174H192ZM218 172V171H217ZM256 172V171H255ZM262 172V171H261ZM45 173V172H44ZM66 173L64 172V174L66 175ZM84 173V172H83ZM118 173V172H117ZM120 173V172H119ZM129 173V172H128ZM149 173V172H148ZM208 173V172H207ZM209 173H211V174H214V173H212V171L211 172H209ZM209 173H208V175H209ZM18 174H20V173H18ZM46 174V173H45ZM55 174H56V171H55ZM64 174H62V176L64 175ZM75 174V173H74ZM84 174H86V173H84ZM97 174H99V173H97ZM97 174H96V176H97ZM111 174V173H110ZM122 174H123V172H122ZM133 174V173H132ZM131 174V175H132ZM136 174H137V172H136ZM140 174V173H139ZM144 175H143V177H145L146 178V175L148 176V174L146 173L145 174V172L143 173ZM157 174H159V173H156V175H154L153 173H152V175H154V176H156L157 177ZM161 174V175H162ZM179 174H181L182 175V177H183V174H185V172L182 174V173H180L179 172ZM256 174L259 176V173H258V171L256 172ZM263 175H264V173H262ZM7 175H8V173H7ZM13 175V174H12ZM11 175V176H12ZM43 175V174H42ZM47 175H48V173H47ZM46 175V176H47ZM67 175V176H68ZM100 175V174H99ZM112 175V174H111ZM110 175V176H111ZM114 175V174H113ZM116 175V174H115ZM127 175V177H128V175H130V174H126ZM134 175H135V173H134ZM160 175V174H159ZM163 175V176H164ZM194 175V176H193ZM193 175H191L192 176V178H195V174L193 173ZM204 175H205V173H204ZM208 175H206V176H208ZM23 176H25L26 177V174H23ZM23 176H21L20 177V180L19 181H21V179H22V177ZM37 176H38V178H37ZM58 176V175H57ZM60 176V175H59ZM69 176H72V175H69ZM78 176V175H77ZM77 176H76V178H77ZM110 176L108 177V179L110 178ZM122 176V175H121ZM167 176V175H166ZM169 176V175H168ZM173 176V175H172ZM205 176V177H206ZM211 176V175H210ZM24 177V178H25ZM48 177V176H47ZM53 178H54V176H52ZM65 177V176H64ZM63 177V178H64ZM73 177V176H72ZM74 177H75V175H74ZM93 177V176H92ZM105 177V178H104ZM112 177V176H111ZM142 177V175H141V179L143 178ZM182 177H180V179H181V182H179L180 183V185H182L183 183H185V181L186 180H183L182 179ZM187 178L189 177V176H186ZM200 177H203V176H200ZM0 178H2V177H0ZM48 178H50V174H49V177ZM47 178V179H48ZM57 178V177H56ZM62 178V177H61ZM68 178H70V177H68ZM83 178V182H78V184H75V185H71L70 187H68V189H66L65 191H71L72 193H73V191H74V193H75V191L77 190H73V189H75L74 187H76V188H78L79 187V184L81 185V190L83 189V187H82V185H84L86 182H85V180H88V178H89V176L88 177H86V178H84V177H82ZM99 178H101V176L99 177ZM98 178V179H99ZM129 178V177H128ZM145 178H143V180L145 181ZM165 178V177H164ZM164 178H163V180H164ZM167 178H169V177H167ZM172 178V177H171ZM174 178V177H173ZM179 178V177H178ZM192 178L190 179V178H188V179H190V180H192ZM196 178H197V175H196ZM195 178V179H196ZM204 178V177H203ZM208 178V181H209V179L211 178V177H207ZM213 178V177H212ZM256 178H257V176H256ZM3 179V178H2ZM2 179H0V180H2ZM52 178H50V180H51ZM112 179V178H111ZM123 179V178H122ZM155 179V178H154ZM157 179H158V177H157ZM160 179H161V177H160ZM185 179V178H184ZM261 179V178H260ZM66 180H67V178H66ZM100 180H98V181H96V182H99ZM110 180V179H109ZM124 180H125V178H124ZM132 180H135V179H133L132 178ZM143 180H141V181H143ZM149 180H150V184L148 185V186H152V179H151V177H149ZM166 180V179H165ZM176 180H177V178H176ZM197 180H199V179H197ZM207 180V179H206ZM262 180H263V178H262ZM3 181V180H2ZM30 181V180H29ZM33 181V180H32ZM34 182V183H38V182ZM47 181V180H46ZM111 181V180H110ZM119 181H120V178H119V180L118 181H116L117 183L116 184H118L119 183ZM159 181V180H158ZM170 181H171V179H170ZM175 181V180H174ZM179 181V180H178ZM178 181H176V182H178ZM184 181V182H183ZM195 181V180H194ZM201 181V180H200ZM216 180H214V182H215ZM257 181H259V177H258V180ZM41 182V185L40 186H43L42 185V181H40ZM45 182V181H44ZM49 183H50V181H48ZM57 181H56V179H52V182L51 183H54V186H55V188H53L52 187V189H54V191H50V193L51 192H56L57 193V191L59 190V188H61L60 187V185H58L57 183H56ZM135 182V181H134ZM146 182V181H145ZM144 182V186L146 185V183ZM155 182V181H154ZM188 182H189V180H188ZM193 182V181H192ZM203 182V181H202ZM217 182V181H216ZM215 182V183H216ZM256 182V181H255ZM260 182V181H259ZM29 183V182H28ZM32 183V186L33 187H36L35 185L36 184H34L33 182H31ZM50 183V184H51ZM57 185H56V184ZM110 183V182H109ZM138 183H141V182H139L138 181ZM149 183V182H148ZM161 183V182H160ZM163 183V182H162ZM165 183V182H164ZM168 183V182H167ZM173 183V182H172ZM178 183V184H179ZM195 183V185L198 183V182H194ZM194 183H192V184H194ZM200 183V182H199ZM210 183H211V181H210ZM213 183V182H212ZM251 183V184H250ZM264 182H262L261 184H263ZM20 184V183H19ZM44 184V183H43ZM99 184V183H98ZM97 183H95V187H96V189L98 190L99 189V187H97V186H100V185H105V184H101V182H100V184L98 185ZM122 184V183H121ZM135 184V183H134ZM175 184V183H174ZM204 184V183H203ZM248 184V185H247ZM250 184V185H249ZM259 184V183H258ZM257 184V185H258ZM52 185V184H51ZM85 185H87V184H85ZM85 185H84V187H85ZM92 185H94V183H92L91 185H90V187L88 188V189H92V190H90L91 192H93L94 190H95V188H94V190H93V186ZM111 185H112V182H111ZM119 185V184H118ZM128 185H129V181H128ZM154 185V184H153ZM157 185H160L159 183L157 184ZM177 185V184H176ZM179 185V186H180ZM184 185V184H183ZM182 185V186H183ZM186 185H188V183L186 184ZM205 185H207V184H205ZM208 185H209V183H208ZM217 185V187H218V183L216 184ZM253 185L250 187V189L253 191V193H255L256 191H257V188L256 187H254L253 188ZM21 186V185H20ZM45 186V185H44ZM47 186V185H46ZM62 186V185H61ZM106 187H108L107 185H105ZM104 186V187H105ZM124 186V185H123ZM130 186V185H129ZM128 186V187H129ZM140 186V185H139ZM138 186V187H139ZM143 185H142V187H144ZM154 186H156V185H154ZM164 186V185H163ZM162 186V187H163ZM175 186V185H174ZM185 186V185H184ZM199 186V185H198ZM198 186H197V189H198ZM211 186H213V185H211ZM220 186L218 187V190L219 189H222V188H220ZM256 186V185H255ZM259 186V185H258ZM48 187V186H47ZM117 188V186H113L112 188ZM136 187V185L134 186V188ZM159 187V186H158ZM161 187V186H160ZM167 187V186H166ZM178 187V186H177ZM177 187H175V188H177ZM187 187V186H186ZM193 187H194V185H193ZM205 187V186H204ZM263 187H264V185H263ZM58 188V189H57ZM67 188V187H66ZM70 188H71V190H70ZM100 188L101 189H103L102 188V186H100ZM112 188H110V189H112ZM115 188H114V190H115ZM126 188H127V186H126ZM130 188V187H129ZM146 188H147V185H146ZM151 188V187H150ZM174 188V189H175ZM181 188V187H180ZM180 188H177V190L175 189V192H173V194L174 193H177V191H179L180 190ZM191 188H192V185H191ZM194 188H196V187H194ZM202 188H203V186H202ZM48 189H49V187H48ZM57 189V190H56ZM64 189V188H63ZM79 189V188H78ZM87 189V190H88ZM120 189V191H121V189L122 188H119ZM131 189V188H130ZM139 189V188H138ZM137 189V190H138ZM140 189H141V186H140ZM162 189V188H161ZM167 189V188H166ZM169 189H172V187H169ZM186 189V191H187V189H189L188 187L187 188H185ZM196 189V190H197ZM205 189V188H204ZM211 189H212V187H211ZM42 190H44V188H42ZM80 190V189H79ZM86 190V191H87ZM100 190V189H99ZM104 190H105V188L103 189V192H104ZM113 190V191H114ZM124 190V189H123ZM122 190V191H123ZM134 190V189H133ZM144 190H145V188H144ZM150 190H153L152 188L150 189ZM184 190V189H183ZM195 190V189H194ZM193 190V191H194ZM207 190H209V188L207 189ZM214 190V189H213ZM212 190V191H213ZM249 190V189H248ZM247 190V191H248ZM78 191V190H77ZM89 191V190H88ZM116 191V190H115ZM121 191V192H122ZM128 191H129V189H128ZM135 191V190H134ZM142 189H141V192H140V194H139V197H140V195H141V193H142ZM161 191V190H160ZM167 191H169V190H167ZM180 191H182V189L180 190ZM179 191V192H180ZM189 191V190H188ZM187 191V192H188ZM192 191V189H191V192H193ZM200 191H201V189H200ZM206 191V190H205ZM204 191V192H205ZM215 191H216V189H215ZM214 191V192H215ZM260 191V190H259ZM70 192V193H71ZM109 192H111L110 190H109ZM127 192V190H125L124 191V193H126ZM190 192V191H189ZM195 192V191H194ZM202 192V191H201ZM208 192V191H207ZM206 192V193H207ZM210 192H211V190H210ZM219 192V191H218ZM221 192V191H220ZM219 192V193H220ZM56 193H54V194H56ZM73 193V194H74ZM81 193H82V191H81ZM98 193V192H97ZM99 193H101V192H99ZM98 193V194H99ZM120 193V192H119ZM118 193V195H119V197H120V194ZM123 193V194H124ZM131 193H132V191H131ZM156 192L154 191V194H155ZM158 193H159V189H158ZM161 193V192H160ZM164 193V192H163ZM170 193V192H169ZM168 193V194H169ZM181 193V192H180ZM179 193V194H180ZM216 193V192H215ZM257 193V192H256ZM53 194V195H54ZM103 194V193H102ZM105 194H107V193H104L103 195H105ZM115 194V193H114ZM127 194V193H126ZM138 194H137V196H138ZM162 194V193H161ZM160 194V195H161ZM172 194V195H173ZM178 194V193H177ZM179 194H178V196H179ZM208 194V193H207ZM210 194V193H209ZM208 194V195H209ZM93 195H94V197H95V195H96V193L94 194L93 193ZM100 195V194H99ZM110 195V194H109ZM125 195V194H124ZM130 195V194H129ZM132 195V194H131ZM136 195V194H135ZM144 195H146V193H144ZM149 195H150V193H149ZM184 195H185V193H184ZM183 195V196H184ZM189 195V194H188ZM194 195V194H193ZM202 195H203V193H202ZM204 195L206 196V194L204 193ZM211 195H212V193H211ZM217 195V194H216ZM218 195H220V194H218ZM251 195H252V193H251ZM258 196V194H254L253 195V197H251L253 200V205H254V200H255V202L257 203V200H258V197H256L257 198V200H256V198H255V196ZM98 196V195H97ZM97 196H96V198H97ZM115 196H116V199H117V195H114V196H112L111 195V202H110V200H109V205H108V203H107V201H106V199H105V203H107V208H106V210L108 209V207L110 208V205H111V207H112V205L114 204V202H117L116 200H114V198H115ZM121 196H122V194H121ZM125 196H128V194L127 195H125ZM125 196H123V197H125ZM152 196H153V193H152V195H151V198L150 199H152ZM162 196V195H161ZM197 196V195H196ZM221 196V195H220ZM250 196V195H249ZM89 197H92L91 195L89 196ZM93 197V198H94ZM99 197V196H98ZM131 197V196H130ZM155 197V196H154ZM157 197V196H156ZM153 198L154 200L155 199H157V198ZM158 197H160V196H158ZM175 196H173V198H174ZM180 197V196H179ZM185 197V196H184ZM184 197H183V199H184ZM189 196H187V198H188ZM208 197H210V196H208ZM208 197H206V198H208ZM215 197V196H214ZM223 197H225V196H223ZM227 197V196H226ZM225 197V198H226ZM142 198V197H141ZM148 198H149V196H148ZM166 198V197H165ZM168 198H170L169 197V195H168ZM172 198V199H173ZM177 198L178 197H176L175 199L177 200ZM191 198V197H190ZM199 199H200V196L198 197ZM204 198V196L202 197V199ZM221 198V197H220ZM263 198V197H262ZM180 199H181V197H180ZM197 199V198H196ZM209 199V198H208ZM208 199H207V201H208ZM211 199H213V198H211ZM210 199V200H211ZM264 199V198H263ZM114 200V202H112ZM124 199H122V201H123ZM125 200H127L126 198H125ZM141 200H143V199H140V201L139 202H141ZM174 200V199H173ZM176 200H174V203H175V201ZM179 200V199H178ZM191 200H192V198H191ZM190 200V201H191ZM223 200H224V198H223ZM226 200V199H225ZM121 201V202H122ZM158 201H159V199H158ZM189 201V199H186V203ZM199 201V200H198ZM204 201V200H203ZM215 201V200H214ZM213 201V202H214ZM221 201H222V199H221ZM249 201H251V199L249 200ZM262 201V200H261ZM120 202V203H121ZM126 202H128V201H126ZM125 202V203H126ZM130 203H131V200L129 201ZM129 202H128V206H130L129 205ZM138 202V203H139ZM147 202V201H146ZM157 202V201H156ZM156 202H154V204L156 203ZM179 202V201H178ZM181 202H182V200L180 201V204H181ZM184 202V201H183ZM182 202V203H183ZM194 202V201H193ZM211 202V201H210ZM217 202V201H216ZM224 202H226V201H224ZM244 202H246V203H244ZM123 203H124V201H123ZM151 202H149V204H150ZM169 203H170V201H169ZM186 203H185V205L183 204V206L186 208L187 206H186ZM190 203V202H189ZM188 203V204H189ZM205 203V202H204ZM255 203V204H256ZM262 203V202H261ZM118 204V203H117ZM142 204H143V202H142ZM163 204H164V202H163ZM166 204H168V202H166ZM177 205H179V203H176ZM195 204V203H194ZM199 204V203H198ZM208 204H209V201H208ZM115 205V204H114ZM113 205V206H114ZM126 205V206H127ZM139 205H141V203L140 204H138V206ZM151 205V204H150ZM156 205V204H155ZM157 205H158V203H157ZM156 205V206H157ZM161 205H162V203H161ZM199 205H201V204H199ZM205 205V204H204ZM224 205V204H223ZM97 206H98V204H97ZM137 206V207H138ZM163 206V205H162ZM165 206V205H164ZM175 205L173 204V207H174ZM183 206H182V208H183ZM208 206H210V205H208ZM213 207H214V205H212ZM228 206H229V204H228ZM245 206H244V208H245ZM101 207V206H100ZM140 207V206H139ZM141 207H142V205H141ZM148 207H149V205H148ZM171 207V206H170ZM177 207V206H176ZM176 207H174V208H176ZM191 206H189L188 208H190ZM192 207H193V205H192ZM201 207H202V205H201ZM200 207V208H201ZM205 207V206H204ZM204 207H203V209H204ZM217 207V206H216ZM221 207V206H220ZM223 207V206H222ZM94 208H95V206H94ZM151 208V207H150ZM149 208V209H150ZM161 208V207H160ZM164 208V207H163ZM173 208V209H174ZM194 208V207H193ZM228 208V207H227ZM232 208L233 207H231L230 208V210H232ZM248 208V207H247ZM261 208V207H260ZM143 209V208H142ZM153 209V208H152ZM168 209V208H167ZM171 209H172V207H171ZM171 209H170V211H171ZM184 209V208H183ZM196 209V208H195ZM198 209V208H197ZM202 209V210H203ZM207 209V208H206ZM211 209V207H209L208 208V210H210ZM242 209H243V207H242ZM241 209V210H242ZM250 209H253L252 208V206H251V208ZM250 209L248 210V209H245L244 211H248V213H249V211H250ZM104 210H105V207H104ZM105 210V212L104 213H106V212H108V211H106ZM123 210L124 211H128L129 209H124L123 208ZM135 210V209H134ZM175 210V209H174ZM173 210V211H174ZM176 210L178 211L179 210V206H178V208H176ZM182 210V209H181ZM194 210V209H193ZM201 210V209H200ZM228 211L227 212V214L228 213H230V212H233V210L232 211ZM238 210H240V209H238ZM237 210V211H238ZM119 211H120V209H119ZM129 211H131V212H133L132 211V209H130ZM164 211H166V210H164ZM170 211H169V213L168 214H170ZM176 211V212H177ZM187 211V210H186ZM197 210H195V212H196ZM204 211V210H203ZM221 211V210H220ZM110 212H111V210H110ZM108 213V215L109 214H111V213ZM134 212H136V211H134ZM133 212V213H134ZM139 212V211H138ZM141 212V211H140ZM145 212H147L148 213V211H145ZM151 212H152V210H151ZM150 212V213H151ZM160 212H161V210H160ZM182 212H184L183 210H182ZM198 212H199V209H198ZM206 212V211H205ZM236 212V211H235ZM239 212H241V211H238L237 213H239ZM245 212V213H246ZM261 212V211H260ZM263 212V211H262ZM93 213V212H92ZM119 213V212H118ZM142 213V212H141ZM144 213V212H143ZM172 213V212H171ZM181 213V212H180ZM203 213V212H202ZM201 213V214H202ZM208 213V212H207ZM210 213V212H209ZM209 213H208V215H209ZM244 213V214H245ZM248 213H246V214H248ZM254 213V212H253ZM264 213V212H263ZM138 214V213H137ZM156 214H157V211H156ZM155 214V215H156ZM161 214V213H160ZM160 214H159V217H161L160 216ZM167 214V215H168ZM174 214V213H173ZM172 214V215H173ZM176 214V213H175ZM198 214V213H197ZM197 214H196V216H197ZM205 214V213H204ZM218 214V213H217ZM220 214V213H219ZM221 214H223L224 215V212L223 213H221ZM220 214V215H221ZM226 213H225V216H229V215H227ZM240 214V213H239ZM245 214V215H246ZM255 214V213H254ZM254 214H253V216H254ZM257 214H258V212H257ZM88 215V214H87ZM92 215V214H91ZM108 215H106L104 218L102 217V220H104L103 221V223L105 224L106 223V225H110V222L112 221L111 219V221L109 222V218H107V216ZM119 215V214H118ZM124 215V216H123ZM136 215V214H135ZM142 215V214H141ZM145 215V214H144ZM167 215H165V212H164V216H167ZM171 215V214H170ZM181 215L183 216V214L181 213ZM180 215V217H182ZM185 215H186V213H185ZM203 215V214H202ZM212 215V214H211ZM210 215V216H211ZM237 215V214H236ZM241 215V214H240ZM260 215V214H259ZM264 215V214H263ZM93 216H95V215H93ZM99 216V215H98ZM122 216L125 218V219H123L122 218ZM139 216V215H138ZM169 216V215H168ZM167 216V217H168ZM179 216V215H178ZM195 216V217H196ZM201 216V215H200ZM199 216V217H200ZM213 216V215H212ZM211 216V217H212ZM224 216V217H225ZM239 216V215H238ZM251 216V215H250ZM249 216V218H251ZM258 216V215H257ZM256 216V217H257ZM119 217H121V219H122V221H125L126 220V213L124 212V214H121V216H118L117 218H119ZM139 217H141V216H139ZM149 217V216H148ZM147 216H146V218H148ZM176 217V216H175ZM193 217H194V215H193ZM199 217H196L197 218V220L199 219ZM202 217V216H201ZM234 217V216H233ZM142 218V217H141ZM141 218H140V220H141ZM144 218H145V216H144ZM156 218H158V216L156 217ZM186 218V217H185ZM196 218H195V221H196ZM202 218H204V216L202 217ZM219 218V217H218ZM220 218H223V217H221L220 216ZM229 218H231V216L229 217ZM235 218V217H234ZM236 218H238L237 216H236ZM244 218V217H243ZM246 218V217H245ZM107 219V220H106ZM114 219V218H113ZM143 219V218H142ZM160 219V218H159ZM175 219V218H174ZM178 219H179V217H178ZM194 219V218H193ZM209 219V218H208ZM228 219V218H227ZM239 219H240V217H239ZM19 220V219H18ZM85 220H86V217H85ZM106 220V221H105ZM146 220H148V219H146ZM166 221H168L167 219H165ZM164 220V221H165ZM180 220V219H179ZM186 220V219H185ZM184 220V221H185ZM203 220V219H202ZM209 220H211V219H209ZM229 220H231V219H229ZM232 220H233V218H232ZM231 220V221H232ZM236 220V219H235ZM234 220V221H235ZM248 220V219H247ZM20 221V220H19ZM87 221H89V219H87ZM142 221V220H141ZM145 221V220H144ZM154 221V220H153ZM160 221V220H159ZM173 221V220H172ZM183 221V220H182ZM181 221V222H182ZM192 221V220H191ZM194 221V222H195ZM217 221V220H216ZM241 221V220H240ZM239 221V222H240ZM244 221V220H243ZM258 221V220H257ZM114 222V221H113ZM132 222H134V221H132ZM140 222V221H139ZM154 222H156L157 223V221L155 220ZM160 222H162V219H161V221ZM171 222V221H170ZM176 222V221H175ZM200 222H202L201 221V219L199 220V223ZM226 222H228V220L226 221ZM236 222V221H235ZM246 222V221H245ZM244 222V223H245ZM263 222V221H262ZM16 223V222H15ZM129 223V222H128ZM141 223V222H140ZM142 223H143V221H142ZM153 222H151V224H152ZM186 223V222H185ZM258 223V222H257ZM114 224V223H113ZM112 224V225H113ZM137 224V223H136ZM155 224V223H154ZM153 224V225H154ZM167 224H168V222H167ZM167 224H165L164 223V225H167ZM172 224V223H171ZM170 224V225H171ZM177 224V222L174 224V225H176ZM187 224V223H186ZM193 224V223H192ZM198 224V223H197ZM197 224H195V225H197ZM222 224V223H221ZM220 224V225H221ZM237 224V223H236ZM90 225V224H89ZM122 225V224H121ZM127 225H130V223L129 224H127ZM141 225V224H140ZM139 225V226H140ZM144 225V224H143ZM146 225H147V221H146ZM200 225V224H199ZM202 225V224H201ZM200 225V226H201ZM216 225H217V223H216ZM223 225H225V223L223 224ZM229 225V224H228ZM227 225V226H228ZM230 225H232V224H230ZM241 225V224H240ZM239 225V226H240ZM247 225V224H246ZM126 226V225H125ZM132 226V225H131ZM142 226V225H141ZM160 226V225H159ZM173 226V225H172ZM177 226V225H176ZM193 226V225H192ZM205 226H206V224H205ZM248 226V225H247ZM9 227V226H8ZM106 227V226H105ZM104 227V228H105ZM108 227V226H107ZM110 227H111V225H110ZM114 227V226H113ZM147 227H148V225H147ZM146 227V229H148ZM157 227V226H156ZM168 227H170V226H168ZM175 227V226H174ZM178 227V226H177ZM190 227V226H189ZM199 227V226H198ZM235 227V226H234ZM242 227V226H241ZM253 227V226H252ZM261 227V226H260ZM264 227V226H263ZM104 228L103 229H100V231L103 233V236H105L106 234H107V232H106V229L104 230ZM151 228V227H150ZM158 228V227H157ZM221 228H222V226H221ZM221 228H218V232H219V229H221ZM230 228H231V226H230ZM230 228H228V229H230ZM239 228V227H238ZM246 228H249V227H246ZM245 228V229H246ZM251 228V227H250ZM8 229V228H7ZM11 229H13V227L11 228ZM26 229V228H25ZM90 229V228H89ZM127 229V228H126ZM125 229V230H126ZM163 229V228H162ZM170 229V228H169ZM168 229V230H169ZM183 229V228H182ZM184 229H185V227H184ZM192 229V228H191ZM197 229H199V228H197ZM208 229V228H207ZM237 229V228H236ZM242 229H244V228H242ZM244 229V230H245ZM15 230V229H14ZM23 230V229H22ZM92 230V229H91ZM103 230V231H102ZM125 230H124V232H125ZM175 230V229H174ZM192 230H195V229H192ZM209 230H211V228L209 229ZM213 230V229H212ZM216 230V228L214 229V231ZM234 230V229H233ZM244 230H243V232H244ZM260 230V229H259ZM18 231V230H17ZM100 231H99V233H100ZM110 230H108V232H109ZM132 232H133V230H131ZM152 231V229L149 231V232H151ZM158 231V230H157ZM162 231V230H161ZM197 231V230H196ZM196 231H194V233L196 232ZM201 231H203V230H201ZM207 231V230H206ZM222 231V230H221ZM221 231H220V233H221ZM227 231H230V230H227ZM227 231H224L226 234H228L229 235V233H227ZM231 231H232V229H231ZM236 231V230H235ZM234 231V232H235ZM246 231V230H245ZM261 231V233L264 231V229H263V231L262 230H260ZM259 231V232H260ZM9 232H12L10 229H9V231L7 232V233H9ZM90 232V233H89ZM153 232V231H152ZM182 232V231H181ZM180 232V234L182 235V233ZM209 232V231H208ZM217 232V231H216ZM252 232V231H251ZM23 233V232H22ZM91 234L92 232L91 231H88L87 232V234ZM115 233H116V231H115ZM113 234V236H115L116 234ZM123 233V232H122ZM125 233H127L128 234V232H125ZM125 233H123L122 235H125ZM146 233V232H145ZM160 234H162V232H159ZM169 233V232H168ZM168 233H167V235H168ZM192 233V232H191ZM199 233V232H198ZM197 233V234H198ZM205 233H207V232H205ZM214 233V232H213ZM85 235V236H87V237H89V235ZM105 234V235H104ZM153 234V233H152ZM173 234H175V232L173 233ZM188 234H190L189 232H188ZM193 234V233H192ZM192 234H191V236L190 237H192ZM202 234V233H201ZM211 234V233H210ZM218 234V233H217ZM245 234H247V233H245ZM249 234V233H248ZM248 234H247V236H248ZM255 234V233H254ZM258 234V233H257ZM263 234H264V232H263ZM7 235V234H6ZM12 235V234H11ZM13 235H14V233H13ZM132 233H131V239H132ZM157 235H158V233H157ZM164 235H165V233H164ZM179 235V234H178ZM185 235V234H184ZM194 235V234H193ZM212 235V234H211ZM215 235H216V233H215ZM224 235V234H223ZM253 234H251V236H252ZM259 235V234H258ZM15 236V235H14ZM102 236V237H103ZM108 236V235H107ZM125 236H127V235H125ZM155 236V235H154ZM159 236V235H158ZM176 236V235H175ZM207 236H209V234L207 235ZM230 236V235H229ZM239 236H240V234H239ZM239 236L237 237V238H239ZM243 236V235H242ZM254 236V235H253ZM256 236V235H255ZM12 238H13V236H11ZM106 237V236H105ZM104 237V238H105ZM122 237H124V236H122ZM157 237V236H156ZM160 237H162V236H160ZM178 237V236H177ZM187 237V236H186ZM201 237H203L204 238V236H201ZM213 237V236H212ZM217 237V236H216ZM215 237V238H216ZM227 237V236H226ZM258 237V236H257ZM261 237V236H260ZM259 237V238H260ZM9 238V237H8ZM91 237H89V239H90ZM134 238V237H133ZM148 238V237H147ZM152 238V237H151ZM158 238V241H159V237H157ZM200 238V237H199ZM6 239V238H5ZM95 239V238H94ZM110 239V238H109ZM123 239V238H122ZM131 239L129 240V243H130V241H131ZM162 239V238H161ZM160 239V240H161ZM163 239L165 240V238H164V236H163ZM193 239V238H192ZM210 239V238H209ZM218 239H219V235H218ZM241 239H242V237H241ZM261 239H264V238H261ZM150 240V239H149ZM182 240V239H181ZM200 240V239H199ZM223 240H225V238H223ZM227 240H228V238H227ZM237 239H235V241H236ZM250 240H251V238H250ZM9 241H11V240H9ZM122 241V240H121ZM120 241V242H121ZM133 241H134V239H133ZM133 241H131L133 244H134V242ZM172 241V240H171ZM178 241H180V240H177V242ZM196 241L197 240H195L194 242L196 243ZM210 241V240H209ZM213 241V240H212ZM212 241H210V242H212ZM215 241V240H214ZM222 241V240H221ZM249 241V240H248ZM114 242V241H113ZM113 242H111L112 244H113ZM151 242H153V241H151ZM159 242H161V241H159ZM163 242V241H162ZM161 242V243H162ZM176 242V243H177ZM193 242V241H192ZM206 242H208V241H206ZM205 242V243H206ZM225 242V241H224ZM232 242V241H231ZM240 242V241H239ZM255 242V241H254ZM122 243H123V241H122ZM132 243L131 244H129V245H132ZM154 243H156L155 241H154ZM153 243V244H154ZM160 243V244H161ZM166 243V246H167V242H165ZM181 243V242H180ZM184 243V242H183ZM191 243V242H190ZM204 243V244H205ZM213 243V242H212ZM235 243V242H234ZM243 243V242H242ZM246 243V242H245ZM124 244V243H123ZM150 244V243H149ZM158 244V243H157ZM169 244V243H168ZM30 245V244H29ZM114 245V244H113ZM155 245V244H154ZM165 244L163 243V246H164ZM191 244H189V246H190ZM200 245H201V243H200ZM200 245H199V247H200ZM215 245V244H214ZM237 245V244H236ZM246 245V244H245ZM244 245V246H245ZM1 240H0V250H1ZM89 246H91V245H89ZM115 246H116V244H115ZM118 246V245H117ZM116 246V247H117ZM133 246V245H132ZM163 246H162V248H163ZM169 246H171V245H169ZM191 246H193V245H191ZM190 246V247H191ZM198 246V245H197ZM209 246V245H208ZM250 246V245H249ZM31 247V246H30ZM115 247V248H116ZM122 247V246H121ZM160 247V246H159ZM187 247V246H186ZM186 247H183V249L184 248H186ZM204 247V246H203ZM230 247V246H229ZM232 247V246H231ZM234 247V246H233ZM254 247V246H253ZM252 247V248H253ZM9 247H7V249H8ZM91 248V247H90ZM92 248H93V246H92ZM102 248H103V246H102ZM105 248V247H104ZM129 248H131V252H133L134 253V251L135 250H133V248L130 246ZM181 248H182V246H181ZM188 248V247H187ZM235 248V247H234ZM2 249H3V246H2ZM6 249V248H5ZM94 249V248H93ZM113 249V248H112ZM118 249V248H117ZM136 251L138 252V248H137V246H136ZM151 249V248H150ZM154 249H156V248H154ZM161 249V248H160ZM173 249V248H172ZM205 248H203V250H204ZM214 249V248H213ZM231 249V248H230ZM236 249V248H235ZM258 249V248H257ZM96 250V249H95ZM103 250H105V249H103ZM119 250V249H118ZM122 250V249H121ZM175 250V249H174ZM187 250V249H186ZM202 250V251H203ZM229 250V249H228ZM247 250V249H246ZM261 250V249H260ZM259 250V252H260V257H261V259L260 258H258V256H257V258H255V259H260V261L262 260V261H264V251H260ZM4 251V250H3ZM154 251V250H153ZM201 251V250H200ZM205 252H208V251H206V250H204ZM226 251V250H225ZM238 251V250H237ZM250 252V249H248L247 250V252ZM98 252V251H97ZM96 252V253H97ZM150 252V251H149ZM162 252V251H161ZM194 252V251H193ZM241 253V250L240 251H238V253ZM246 252V251H245ZM244 251H243V253H245ZM256 252V251H255ZM255 252H253V253H255ZM5 253V252H4ZM6 253H8V252H6ZM6 253H5V255H4V257H2L3 256V253H1L0 252V258H1V260H5V257H6ZM122 253V252H121ZM132 253V254H133ZM167 253H168V251H167ZM195 253V252H194ZM203 253V252H202ZM201 253V254H202ZM209 253H211V251L209 252ZM224 253H226V252H224ZM252 253V254H253ZM100 254V253H99ZM165 254V253H164ZM204 254V253H203ZM206 254V253H205ZM232 254H234V253H232ZM252 254H251V256H252ZM83 255H85V254H83ZM89 255V254H88ZM114 255H116L117 257H118V255L117 254H114ZM122 255V254H121ZM134 255V257L136 256L135 255V253L133 254ZM132 255V256H133ZM146 255V254H145ZM169 255V254H168ZM188 255V254H187ZM222 255H223V251H222ZM226 255V254H225ZM235 255H236V253H235ZM239 255V254H238ZM241 255V254H240ZM244 255V254H243ZM257 255V254H256ZM256 255H255V257H256ZM86 256V255H85ZM100 256H102V255H100ZM104 256V255H103ZM108 256V255H107ZM109 256H111V254H109ZM123 256V255H122ZM189 256H191V255H189ZM197 256V255H196ZM199 256V255H198ZM221 256V255H220ZM245 256H246V254H245ZM245 256H244V258H245ZM254 256V255H253ZM253 256H252V258H253ZM111 257H113V256H111ZM137 257V256H136ZM135 257V260H137L139 257H140V255H139V257L138 258H136ZM142 257H144V255L142 256ZM152 257V256H151ZM159 257V256H158ZM187 257V256H186ZM218 257H219V255H218ZM4 258V259H3ZM8 258L10 259L11 258V256L9 257V255H8ZM12 258H13V256H12ZM11 258V259H12ZM105 258V257H104ZM113 258H115V257H113ZM146 258V257H145ZM155 258V257H154ZM175 257H173V259H174ZM196 258V257H195ZM220 258V257H219ZM222 258V257H221ZM224 258H225V256H224ZM234 258H236L237 260H239L237 257H234ZM8 259V260H9ZM11 259L9 260V261H11ZM109 259V258H108ZM132 259V258H131ZM141 259V258H140ZM140 259H138V260H140ZM144 259V258H143ZM153 259V258H152ZM158 259H160V257L158 258ZM179 259V258H178ZM182 259V258H181ZM235 259V260H236ZM13 261H14V259H12ZM105 260V259H104ZM113 260H117L116 258L115 259H112V261ZM126 260V259H125ZM234 260V259H233ZM242 260V259H241ZM6 261V260H5ZM12 261V262H13ZM22 261V260H21ZM40 261V260H39ZM111 261V262H112ZM118 261V260H117ZM119 261H120V259H119ZM127 261V260H126ZM125 261V262H126ZM134 261V259H132V262ZM152 261V260H151ZM150 261V262H151ZM162 261V260H161ZM180 261V260H179ZM184 261L185 262H187L185 259H184ZM189 261V260H188ZM215 261V260H214ZM227 262L229 261V260H226ZM244 261V260H243ZM247 261V260H246ZM246 261L245 262H242V263H246ZM250 261V263H251V260H249ZM248 261V262H249ZM87 262H89V261H87ZM110 262V263H111ZM114 262V261H113ZM121 262V261H120ZM139 262V261H138ZM159 262H160V260H159ZM197 262V261H196ZM195 262V263H196ZM225 262V261H224ZM230 262H231V260H230ZM247 262V263H248ZM3 264L5 263V262H2ZM14 263H16V261H14ZM115 263V262H114ZM113 263V264H114ZM145 263H146V260H145ZM154 263H155V261H154ZM188 263V262H187ZM186 263V264H187ZM203 263V262H202ZM201 263V264H202ZM208 263V262H207ZM206 263V264H207ZM226 263V262H225ZM238 263H240L239 261H238ZM253 263H255L254 261H253ZM7 264H9V263H7ZM12 264V263H11ZM18 264V263H17ZM88 264V263H87ZM95 264V263H94ZM109 264V263H108ZM112 264V263H111ZM133 264V263H132ZM181 264V263H180ZM185 264V263H184ZM191 264V263H190ZM193 264H194V262H193ZM216 264V263H215ZM227 264V263H226Z\"/></svg>",
    "mask_w": 264,
    "mask_h": 264
}]
</instances>
